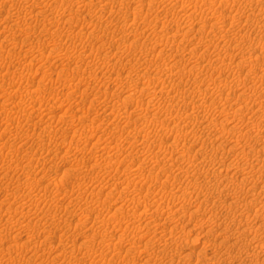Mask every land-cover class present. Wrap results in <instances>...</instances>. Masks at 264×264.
<instances>
[{
  "label": "rangeland",
  "instance_id": "374dc122",
  "mask_svg": "<svg viewBox=\"0 0 264 264\" xmlns=\"http://www.w3.org/2000/svg\"><path fill=\"white\" fill-rule=\"evenodd\" d=\"M5 3H4V2ZM9 1V2H8ZM16 1V0H15ZM15 1H13V0H0V6H2V8L0 7V41H5V40H7V39H9V40H11L12 39V37L13 36H15V37H13V38H16L17 37V39L19 40V42L22 40L23 42H21V43H18V46L17 47H12V45H9V43H8V45L5 47V48H3L2 49V47H0V51L2 52H0L3 56H2V59L4 58L6 61H7V63L6 64H4L5 63V60H2L1 62H0V64L1 65H5L4 67L3 66H0V74H3L4 75V73L6 72V68H7V66L8 65H12L11 67V69L13 70L14 68V70L13 71H15L16 73H18V72H20V73H23L24 75H25V77H24V82L22 83V86L23 87H18L16 84L14 85V89H11V93H12V91L14 92L12 95H18V97L17 98H15L16 100H18L19 101V98H20V96H22L19 92H16V91H20V92H22V93H25L26 92V88L24 87V86H26V84H28V86H26L28 89L30 88L32 91H35L34 92V94H35V100L33 99V101H34V103H39V104H37L36 106H39L38 107V109H39V112H36V110H35V112H34V114H32L31 116L30 115H25V118L21 121V122H19L18 124H11L10 123V121L8 120V119H6V118H4V117H0V151H2L3 153L1 154V152H0V154L3 156V159H4V157L5 158H10V157H12L14 160L16 159H24L25 158V162L24 163H28V162H30L31 161V165L29 166V167H27L26 168V175L24 176V174H23V170H18L17 171V173L16 172H12V170H6L5 168L4 169H2V171L0 170V172H1V174H0V205H3V203L5 204V205H3V206H1V208H0V229L2 230H0V237L1 238H3V240L0 238V264H54L53 263V258H54V256L56 255V253L58 252H62V250H60V248H61V246L64 244V246L66 247L67 246V250L70 248V250H71V253H73L74 255H77V256H79V257H81L82 259H83V257H85L84 259H83V261H85V262H82V263H78V261L77 260H75V259H71V261H69V262H66V264H104V262H101V260H102V258H101V255L102 254H105L106 255V262H105V264H124V262H125V264L127 263H129V264H133V260H134V264H145V261H146V257H144L145 255H146V252L147 251H144V249H145V247H144V243H145V241H147L148 239H149V237H151L153 234H152V230H158L159 231V234H161V232L163 233V232H165V229L168 231V232H170V233H174L175 234V231L177 232V234L179 233H182V231H184L183 229H184V227H185V229L186 230H189V229H191V228H193V227H195L196 228V230H199V231H202L201 233H204L205 232V230H204V228L202 227V226H200V223H202V222H200V221H202V219H203V215H206L205 217L207 218V217H209L210 216V208L206 211V210H204V208H201L200 209V211H197V212H191L192 211V209H190V210H188L189 212H188V215H186V216H184L183 215V213L185 214V212L187 211V209H189L190 207V204L193 202V201H196V203H198L197 202V200L199 201L200 199H202L203 198V196H201V195H203L202 193H201V191H197V190H194V188L192 187V186H190V185H192V184H190L189 185V183L191 182L190 180L191 179H194V177L193 176H191L190 178L189 177H184L183 179H185V180H181V182H177L176 184H174V185H172V186H169V185H171V184H169L168 185V187L167 186H165L166 188H164L163 186L160 188V186H159V184L157 185V187L156 188H158V189H154L153 190V192H152V190L151 191H147L146 192V190L143 188L142 189V202H146L147 200L149 201V202H154L155 200H158V198L160 197V195H162L161 194V192L165 195H167V197L169 198L170 197V190H173L174 188L175 189H178V190H180V192H185L184 190H188L189 191V197H180L179 198V200H177L176 201V204H175V206H174V208L171 210V211H169V213H171V212H176L175 213V215L174 216H177L176 218H175V226L174 225H172L173 223L172 222H165L164 221V219L163 218H161V219H159L158 217H157V219H156V217H155V215H154V211L152 210V209H149V217H148V219H151V220H148V219H145V218H143V220L145 219V222H147L148 221V224H149V226H143L142 225V227H140V225H138V224H136V226L135 227H138L139 226V229H134L133 227H131V218H133V216H131V218H130V216L129 215H126L125 214V211L127 210V211H130V213H135L136 212V208L134 207V204H133V207H131V205H132V201L130 200V198H128L127 196H131L132 197V195L135 193L134 191H132V188H134V186H131L130 188H129V190H128V188H127V191H129V193H121L120 191H122L123 189H124V185H125V187L127 186V183H126V179H128L129 178V176L131 175L130 173H129V171H130V168H131V171L133 170V171H136V169H134V168H141L142 166L140 165V164H138V162H140V158L142 159V158H148V163H147V165L145 164V166L147 167L146 169H147V171L148 172H150V170L151 169H153V171H154V174L153 175H157L158 174V172L160 171V166H155V161L156 160H158V158H161L160 160H162V161H164V160H166V161H168V163H169V165L167 166V167H165V168H167L168 169V172H178L177 170H178V168L180 167V166H187L186 168H188V166H189V164H188V162H190V160L188 159L191 155H195V157H196V155L197 154H201V152H194V153H191L190 154V156H188L187 154V158H186V155H184L183 153H180L181 154V159H177V160H173L172 158H169V157H167V155H166V147H167V144L168 143H170V142H172L173 140H176L177 139V131H175V130H173V131H170L169 130V128L172 126V125H175V124H179V123H181L184 119L182 118V116L180 115V112H176V111H167V112H169V114H167V112H166V110H162V109H160V108H157V107H160L159 105H161V108H164L165 109V107H167L168 106V103L170 104V103H174L175 104V102H179L180 103V99H178L182 94H183V92H185L186 90H190L193 86H191V85H193L194 84V82H193V80H190V77L188 78L187 77V75H182L181 74V72H180V66H186L188 69H189V67L191 68L192 66H196L197 64H199L200 65V73L197 71L196 73H193V75L194 76H199V77H197L198 79L197 80H199V79H206L207 80V78H208V80H210L211 81V86H213L214 87V83H212V82H214V80L215 81H218V83L220 82V84L222 85V84H225V83H230L231 81L233 82L234 80H236V78L238 77V75H239V73L238 72H236V71H240V69L239 70H236L234 67L236 66V65H232V64H236V61H237V63H240L241 61H246V59H247V57L248 58H253V63H256L257 65H258V67H256L257 65H255V69H261L262 67L264 68V33L262 32V34H260L259 33V30H258V23H259V21H263L264 20V14H258L257 15V18H258V20L257 19H250L249 18V14H251V12H248L249 10L248 9H246L245 10V7L243 6V5H246V4H248V3H250L251 2V4H254L255 3V1L256 0H224V1H227V3L226 4H224V5H222L221 6V8H220V5H218L217 6V4H219V2H222L223 0H218L219 2L217 3V0H208V1H210V2H212V3H214L213 5L215 6V8H217L218 10H220L221 11V14H219L220 12H217V15H216V13L213 15V13H212V11H210L209 13H211V14H209L208 15V19H209V22H207L208 23V26H210V23H214V21L216 20V17H220L221 15V17L220 18H222V20L224 19L225 21V23H223V27L224 28H227V29H224L223 27V29L225 30V31H221L219 34H218V31H217V33H216V31L215 30H212L211 28H209V27H207V28H204L203 30H201L200 32H202L203 31V33H202V36L201 35H199V34H196L197 33V31L195 30V29H193V30H191L188 34H189V36H187V38H186V35L185 34H178L177 33V29H176V24H180V27H183V26H185L186 25V27H193V25L194 24H196L195 25V27L196 28H201L202 27V25H203V23L202 22H200V20L198 19H195V20H192V21H190V20H187V19H189L188 18V16H187V13H185V9H189V6H191L190 5V3H193L194 1V3H196V2H198V5H200V4H202L201 3V0H190V1H176V0H125L124 2L123 1H121V0H110L112 3H113V5H114V7L112 8V6H111V2H109V0H103L102 2H103V4H100V3H102L101 2V0H83L86 4H82V2L83 1H81V0H79L80 2H81V4H80V2L78 1V0H75V2H77L76 3V7L75 6H73V8H69L68 7V5H66V3H64V5H66V8L69 10V13L67 14V16L66 17H69L68 15H70L72 18H73V20H72V22L71 23H64V19H62V23H58V21L54 24V26L52 27V30H54V32L55 31H57V30H60L61 32H62V34H64V36L62 37V38H60L59 40H56L54 37H50V38H47V35L48 34H46L44 31H43V29L45 28V27H48L49 25H47V23H48V21H47V19L45 20V22L43 23V21L44 20H42L41 18H35V17H31V15H29V17L30 18H28V25L27 26H33V28L32 29H28V30H24V31H22L21 30V27L19 26V25H17V21L16 20H14V22H12V23H8L9 21H7L8 19L10 20L11 18H8L7 19V17H9V16H11V15H18V16H20L21 15V17L22 18H25V16L24 15H26L27 14V6H28V4L29 5H32V4H35L36 2H38V3H36L35 4V6L38 8H35V10L34 11H36V10H41V11H45V18H51V17H53L54 15H58V13L57 12H60V14L61 13H63L62 12V10H64V8H61L58 4V2L56 3V1L55 0H25V2L26 3H24V1H22L23 2V5H22V2H20V1H16V3H14ZM116 1H118V2H116ZM157 1V2H156ZM160 1V2H159ZM166 1H168V2H171V3H169V5H171V6H173V5H175V11H171V10H167L166 9V6H165V4L167 5L168 3L166 2ZM176 1V2H175ZM213 1H215V2H213ZM239 1V2H238ZM244 1V2H243ZM247 1V2H246ZM55 2V4H53ZM83 2V3H84ZM107 2L108 3H111L110 5H108L107 4ZM123 4H121V3ZM147 2H149L150 4H152V5H150L149 3L147 4ZM156 2V3H155ZM179 2H181V3H183V7H182V4L181 3H179ZM231 2H232V4H231ZM2 3H3V5H2ZM12 3V4H11ZM49 3V4H48ZM91 3V4H90ZM127 3V5H125ZM138 3V4H137ZM186 5H185V4ZM200 3V4H199ZM230 3V4H229ZM238 3V4H237ZM5 4V5H4ZM14 5L13 7H12V11H14L15 10V12L14 13H12V11H11V9H8V8H11V6H9V5ZM16 4V5H15ZM51 4H53V5H51ZM78 4L81 6V7H79L78 6ZM105 4V7L103 6ZM119 4L120 5H122V6H124L125 8L123 9V8H121V10H119ZM136 4V5H135ZM155 4V5H154ZM178 4V5H177ZM39 5V6H38ZM84 5V6H83ZM107 5V6H106ZM116 5H118V6H116ZM165 6V7H162V6ZM177 5V6H176ZM185 5V6H184ZM204 7V9H208V5L206 4V3H204L203 2V4H202ZM226 5H229V6H226ZM237 5H239V7L237 6ZM4 6V7H3ZM25 6V7H24ZM41 6V7H40ZM45 6H46V8H45ZM99 6V7H98ZM103 6V7H102ZM138 6V7H137ZM139 6H140V8H139ZM159 6V7H158ZM180 8H182V10H183V8L184 7H186L183 11L181 10V9H179V7ZM223 6H224V8H223ZM54 7V8H53ZM89 7H93V9L92 8H89ZM101 7L102 8H104V9H101ZM109 7H111L110 9H108ZM118 9H117V8ZM135 7V8H134ZM137 7V8H136ZM162 7V8H161ZM174 7V6H173ZM41 8V9H40ZM61 8V9H60ZM161 8V9H160ZM20 9H22L21 10V12H17V11H20ZM55 9V10H54ZM66 9V10H67ZM99 9V10H98ZM123 9V10H122ZM141 9V11H138V10H140ZM149 9V10H148ZM177 9H179V10H177ZM221 9H223V10H221ZM9 10V11H8ZM57 10H60V11H57ZM90 10V11H89ZM92 10V11H91ZM94 10V11H93ZM100 10H101V12H100ZM106 10V11H105ZM110 10V11H109ZM164 10V11H163ZM167 10V11H166ZM235 10V11H234ZM9 13H8V12ZM10 11H11V14H10ZM65 11V10H64ZM77 11H79L78 13H76ZM90 13H89V12ZM96 11H98V12H96ZM117 11V12H116ZM121 11V12H120ZM133 11H135V12H133ZM168 11H169V13H168ZM239 11H240V13H239ZM241 11L243 12V13H241ZM246 11V12H245ZM2 12V13H1ZM25 12H26V14H25ZM71 12V13H70ZM88 12V13H87ZM93 14H92V13ZM101 13V15H99L100 13ZM142 12V13H141ZM159 12V13H158ZM166 12V13H165ZM173 12V13H172ZM238 12V13H237ZM19 13V14H18ZM108 13V14H107ZM161 13V14H160ZM168 13V15H166ZM172 13V14H171ZM176 13V14H175ZM179 13V14H178ZM72 14H74V15H72ZM78 14H80V15H78ZM156 14H160V17L158 16V15H156ZM163 14V15H162ZM225 14V15H224ZM241 14V15H240ZM23 15V16H22ZM51 15V16H50ZM90 15V16H89ZM92 15V16H91ZM94 15V16H93ZM96 15H98V16H96ZM104 15V16H103ZM124 15V16H123ZM134 15H136V16H134ZM142 17H141V16ZM166 15V16H165ZM213 17H212V16ZM243 15V16H242ZM261 15V16H260ZM75 16H76V18H75ZM137 16H140V17H137ZM143 16H145V17H143ZM155 16L158 18H160V21L159 20H157V18H156V20L154 19L155 18ZM164 17V18H162V17ZM168 16V17H167ZM175 17V20H172L171 18H173V17ZM179 17V19H178V17ZM240 16V17H239ZM263 16V17H262ZM91 17V18H90ZM94 17V18H93ZM101 17H104V19L103 18H101ZM107 17V18H106ZM125 18V19H123V18ZM167 17V18H166ZM226 17V18H225ZM97 18H98V20H97ZM113 19V21H111L110 22V20L111 19ZM137 18V19H136ZM219 18V19H220ZM2 19H4V20H2ZM75 19H76V21H75ZM95 19V20H94ZM129 19V20H128ZM215 19V20H214ZM232 19V20H231ZM242 19V20H241ZM245 19H247V21L245 20ZM262 19V20H261ZM102 20H104L103 22H102ZM132 20V21H131ZM143 21V23H142V21ZM153 20V21H152ZM165 20V21H164ZM167 20V21H166ZM222 20H221V22H222ZM231 20V21H230ZM236 20V21H235ZM241 20V21H240ZM249 20V21H248ZM252 20V21H251ZM31 21V22H30ZM91 21V22H90ZM148 21H150V23H148ZM155 21H157V22H155ZM159 21V22H158ZM163 21H164V23H163ZM174 21V22H173ZM194 21V22H193ZM199 21V22H198ZM211 21V22H210ZM252 23H251V22ZM95 22V23H94ZM100 22H102V23H100ZM135 22V23H134ZM141 22V23H140ZM146 22V23H145ZM177 22V23H176ZM191 22V23H190ZM197 22V23H196ZM237 22V23H236ZM248 22V23H247ZM31 23V24H30ZM92 23V24H91ZM93 23H94V25H93ZM106 25H105V24ZM109 23V24H108ZM111 23V24H110ZM121 23H122V25H121ZM158 23V24H157ZM176 23V24H175ZM244 23V24H243ZM261 23H263L264 24V21L263 22H261ZM7 24V26H5ZM73 25V26H70V25ZM95 24H97L96 26H95ZM100 24H102V25H100ZM144 24H147V25H144ZM164 24V25H163ZM192 24V25H191ZM201 24V25H200ZM247 24V25H246ZM252 24H253V26H252ZM15 25V26H14ZM105 25V26H104ZM109 26V27H106V26ZM110 25H111V27H110ZM132 27H131V26ZM168 26V27H166V26ZM169 25H171L170 27H169ZM182 25V26H181ZM189 25H191V26H189ZM227 25V26H226ZM243 25V26H242ZM3 26H5V27H3ZM9 26V27H8ZM56 26V27H55ZM63 26V27H62ZM99 26H101V27H99ZM106 28H104V27ZM142 26V27H141ZM156 26H158V27H156ZM165 26V27H164ZM173 26V27H172ZM200 26V27H199ZM204 26V25H203ZM7 27V28H6ZM73 27V28H72ZM98 27V28H97ZM128 27V28H127ZM141 27V28H140ZM153 27V28H152ZM175 27V28H174ZM178 27V26H177ZM230 27V28H229ZM250 27V28H249ZM3 28V29H2ZM5 28V29H4ZM68 28H69V30H68ZM117 28V29H116ZM124 28V29H123ZM127 28V29H126ZM164 28V29H163ZM168 28H170V29H168ZM209 28V29H208ZM23 29H24V26H23ZM70 29L72 30L71 32H67V31H70ZM73 29H74V31H73ZM100 29H102V30H100ZM113 29V30H112ZM140 29V30H139ZM150 29H151V31H150ZM157 29V30H156ZM162 29V30H161ZM250 29V30H249ZM6 30V31H5ZM100 30V31H99ZM103 30H108V32H107V34L105 35V33H104V31ZM117 30V31H116ZM156 30V31H155ZM165 30V31H164ZM173 30H175V31H173ZM258 30V31H257ZM10 31V32H9ZM13 31H15V32H13ZM32 31V32H31ZM38 31V32H37ZM92 31H95V32H98V34H93V33H91ZM113 31V32H112ZM133 31V32H132ZM150 31V32H149ZM154 31V32H153ZM159 31V32H158ZM169 31H170V33H171V35H169L170 33H169ZM23 32V33H22ZM28 32V33H27ZM61 32H59V34L61 33ZM140 32H142V33H140ZM158 32V34H156ZM163 32V33H162ZM165 32V33H164ZM243 32V33H242ZM245 32V33H244ZM249 32V33H248ZM7 33V34H6ZM10 33V34H9ZM11 33H12V35H11ZM13 33H15V35H13ZM39 33V34H38ZM43 33L45 34V36L43 35ZM73 33H75V35L73 34ZM154 35H153V34ZM235 33V34H234ZM104 34V35H103ZM152 34V35H151ZM163 34V35H162ZM164 34H167L168 36H166V35H164ZM227 36H226V35ZM239 34V35H238ZM35 35V36H34ZM66 35V36H65ZM80 35V36H79ZM97 35H99V36H97ZM121 35V36H120ZM123 35V36H122ZM143 35V36H142ZM159 35V36H158ZM175 35V36H174ZM229 35V36H228ZM237 35V36H236ZM261 35V36H260ZM5 36V37H4ZM7 36H9V38L7 37ZM34 36V37H33ZM38 36V37H37ZM71 36H72V38H71ZM90 36V37H89ZM104 36V37H103ZM137 36V37H136ZM165 36V37H164ZM174 36V37H173ZM191 36V37H190ZM201 36V37H200ZM208 36V37H207ZM245 36V37H244ZM44 37V38H43ZM80 37V38H79ZM104 39H103V38ZM133 37V38H132ZM149 39H148V38ZM162 38L163 37V40H165V41H168V42H170V39L173 37L175 40H176V42L175 43H168V47H167V45H165V44H167L165 41H162V42H160V39H158V38ZM232 37V38H231ZM235 37V38H234ZM247 37H249V38H247ZM22 38V39H21ZM29 38V39H28ZM37 38V39H36ZM114 38V39H113ZM116 38V39H115ZM144 38V39H143ZM170 38V39H169ZM201 38L203 39V43H200L201 42ZM243 38V39H242ZM263 38V39H262ZM24 39V40H23ZM71 39V40H70ZM75 39V40H74ZM81 39V40H80ZM122 39V40H121ZM154 40L153 42L151 41V40ZM180 40L179 42L177 41V40ZM187 39V40H186ZM208 39V40H207ZM260 39V40H259ZM64 40V41H63ZM69 40V41H68ZM74 40V41H73ZM112 40V41H111ZM121 40V41H120ZM126 40V41H125ZM148 40V41H147ZM188 40H190V42H185V41H188ZM212 40V42H210ZM263 40V41H262ZM31 43H30V42ZM43 41V42H42ZM72 41V42H71ZM81 41V42H80ZM90 41V42H89ZM108 41V42H107ZM184 41V42H183ZM218 41V42H217ZM225 43H224V42ZM249 41V42H248ZM100 42V43H99ZM104 42H106V45H104ZM112 42V43H111ZM115 42V43H114ZM124 42V43H123ZM147 42V43H146ZM157 42H159L158 44H157ZM178 42V43H177ZM181 42V43H180ZM197 42H199L198 44H197ZM52 43V44H51ZM74 43V44H73ZM88 43H89V45H88ZM91 43L92 44H94V46H95V48H94V46L92 45L91 46ZM109 43V44H108ZM131 43H132V45H131ZM156 43V44H155ZM183 43H184V45H183ZM212 43V44H211ZM257 43V44H256ZM81 44H83V45H81ZM85 44H86V46L87 47H85ZM129 44H130V46H129ZM144 44V45H143ZM179 44H181V45H183V46H181V48L178 46ZM194 44V45H193ZM205 44V45H204ZM207 44V45H206ZM218 44V46L216 47L215 45H217ZM234 44V45H233ZM252 44H254V45H252ZM21 45V46H20ZM170 45H173V47H171ZM221 45H226V46H229V47H226V48H224V47H221ZM249 45V46H248ZM32 46V47H31ZM52 46V47H51ZM59 46H61L60 48H59ZM90 46V47H89ZM98 46V47H97ZM102 46V47H101ZM148 46V47H147ZM231 46V47H230ZM234 46V47H233ZM245 46V47H244ZM85 47V48H84ZM144 47H146V49L144 48ZM171 49H170V48ZM194 47H196V48H194ZM203 47V48H202ZM242 47V48H241ZM28 48V49H27ZM119 48V49H118ZM122 48V49H121ZM176 48H178V49H180L179 51H177V49ZM186 48V49H185ZM191 48H193V49H191ZM207 48H208V50H207ZM32 49H34V50H32ZM54 49V50H53ZM74 49V50H73ZM102 49V50H101ZM164 49V50H163ZM176 51H175V50ZM196 49V50H195ZM222 49V50H221ZM226 49V50H225ZM240 49V50H239ZM246 49V50H245ZM251 49V50H250ZM71 50V51H70ZM76 50V51H75ZM150 50V51H149ZM193 52H192V51ZM225 50V51H224ZM229 50V51H228ZM8 51V52H7ZM12 51V52H11ZM61 51V52H60ZM91 51H93L92 53H91ZM95 51V52H94ZM98 51H100L101 53H99L98 52V54H97V52ZM123 51V52H122ZM126 51V52H125ZM161 51V52H160ZM181 51V52H180ZM244 51V52H243ZM258 51V52H257ZM9 52H11V54L9 53ZM60 52V53H59ZM228 52V53H227ZM8 53V54H7ZM52 53V54H51ZM58 53V54H57ZM123 53H125V54H123ZM179 53V54H178ZM188 53V54H187ZM190 53V54H189ZM15 54V55H14ZM19 54H20V56H19ZM36 54V55H35ZM67 54H68V56H67ZM72 54V55H71ZM81 54H82V56H81ZM90 54V55H89ZM95 54V55H94ZM174 54V55H173ZM187 54V55H186ZM242 54V55H241ZM251 54V55H250ZM263 54V55H262ZM55 55H56V57L57 58H55ZM80 55V56H79ZM89 55V56H88ZM99 55V56H98ZM101 55V56H100ZM102 55L103 56H106V55H110V56H106V57H102ZM202 55V56H201ZM241 55V56H240ZM13 56V57H12ZM18 56V57H17ZM36 56V57H35ZM70 56H72V57H75V59L76 60H74V61H72L71 63H70V65H67V63L69 64V59H70ZM88 56V57H87ZM199 56V57H198ZM209 56V57H208ZM215 56V57H214ZM23 57V58H22ZM66 59H65V58ZM87 58V59H83V58ZM119 57H121V61H117V58H119ZM203 57V58H202ZM241 57V58H240ZM246 57V58H245ZM257 57V58H256ZM44 58V59H43ZM54 58V59H53ZM97 58H98V60H97ZM100 58H101V61H100ZM105 58V59H104ZM107 58V59H106ZM112 59L109 63H106L109 59ZM123 58V59H122ZM147 58V60L149 61V64L151 65L150 67H147V65H145V59ZM174 58V59H173ZM180 58V59H179ZM199 58H201V59H199ZM205 58V59H204ZM223 60H225V61H223L222 62V59ZM243 58V59H242ZM256 58V59H255ZM9 59V60H8ZM18 59V60H17ZM80 59H82L83 61H81ZM182 59V60H181ZM185 59H187V60H185ZM192 59V60H191ZM195 59V60H194ZM245 59V60H244ZM28 60V61H27ZM32 62H31V61ZM50 60V61H49ZM59 60V61H58ZM65 60V61H64ZM89 61L90 63H89V65H92V61H96L97 62V64H100V66H102L103 68H104V70H103V68L101 67V71H100V73L103 75V74H105V75H103V78H97V79H91L90 77H89V74H90V72L89 71H93L94 70V67H92V66H89L87 63H85L86 61ZM104 60H106V64H104L103 62H104ZM114 60H116V62L117 63H115V61ZM177 60V61H176ZM179 60H181V61H179ZM190 60V61H189ZM203 60V61H202ZM215 60H217V61H215ZM239 60H241V61H239ZM18 61V62H17ZM48 61V62H47ZM80 61V62H79ZM87 61V62H88ZM114 62V64H113V62ZM122 61H124V62H122ZM172 61V62H171ZM174 61V62H173ZM179 61V62H178ZM184 61L185 62H187L188 63V65H186V63H184ZM198 61H200V62H198ZM209 63H208V62ZM232 61V62H231ZM234 61V62H233ZM79 62V63H78ZM95 62V63H96ZM163 62V63H162ZM178 62V64H180V66L177 64V67H174L173 68V70L174 71H172L173 73H170L171 71H169V69H168V67L171 65V64H175V63H177ZM181 62V63H180ZM215 63V64H219V65H221L222 63L226 66L228 63H226V62H229V64H228V66H226V68H224V71H214V68H211L209 65L211 64V63ZM220 62H222V63H220ZM232 64H231V63ZM3 63V64H2ZM46 63V64H45ZM112 63V64H111ZM119 63H121L120 65H119ZM164 63H167L166 65L167 66H165V64ZM169 63V64H168ZM194 63V64H193ZM197 63V64H196ZM263 63V64H262ZM30 65V67H31V70L29 71V70H25L26 68L28 69L29 68V66L27 67V65ZM32 64V65H31ZM80 64V65H79ZM85 64V65H84ZM102 64V65H101ZM141 64H144V65H142L141 66ZM160 64V65H159ZM184 64V65H183ZM192 64V65H191ZM7 65V66H6ZM76 65H78V66H76ZM123 65V66H122ZM189 65H191V66H189ZM238 65V64H237ZM38 66V67H37ZM79 66H81V67H79ZM99 66V67H100ZM109 66H111L110 68H109ZM113 66V67H112ZM163 66V67H162ZM231 66H233V68H231ZM260 66V67H259ZM3 67V68H2ZM6 67V68H5ZM63 67V68H62ZM77 67H79V68H77ZM91 67V69H89V71H88V68H90ZM157 67H160V68H162V70H163V72L162 73H160V74H158L157 75V71H156V69H157ZM207 67V68H206ZM227 67H229L228 69H227ZM140 68H144V69H146V68H148V69H146V70H148V71H151L150 72V75L152 76H149L148 75V77L146 76V74H141V73H139L138 72V69H140ZM209 68H211V69H209ZM83 69V70H82ZM100 69V68H99ZM109 69V70H108ZM3 70L5 71V72H3ZM24 70V71H23ZM37 70V71H36ZM130 70H132V71H130ZM164 70H166V71H164ZM179 70V71H178ZM82 71H84V74H85V77L84 76H82V77H80V76H78L74 81L72 80V77H71V75L73 76V72L75 73V75L76 74H79V72L81 73ZM103 71V72H102ZM104 71L107 73H104ZM113 71V72H112ZM169 71V72H168ZM3 72V73H2ZM70 72H72V73H70ZM113 73V74H112ZM118 73V74H117ZM133 73V74H132ZM135 73V74H134ZM137 73V74H136ZM177 73H178V75H177ZM208 73V74H207ZM210 73V74H209ZM225 73V74H224ZM172 74V75H171ZM181 74V75H180ZM196 74V75H195ZM213 74V75H212ZM217 74V75H216ZM223 74V75H222ZM228 74H230L229 76H228ZM12 75H14V74H12ZM16 75V74H15ZM47 75H49V77L47 76ZM110 77H108V76ZM111 75V76H110ZM114 75V76H113ZM120 75V76H119ZM155 75V76H154ZM171 75V76H170ZM205 75V76H204ZM0 76H2V75H0ZM57 76V77H56ZM119 76V77H118ZM127 76H129L128 77V79L126 78ZM132 76H134L135 77V79H133L134 77H132ZM177 76V77H176ZM203 76V77H202ZM231 76V77H230ZM243 76V77H242ZM3 77L4 76H2V77H0V78H2V79H0V80H2V81H0V86L4 83L3 81H6V80H4L3 79ZM84 77V78H83ZM118 77V78H117ZM121 77V78H120ZM147 77V78H146ZM149 77H151V79L154 81L153 83H151L150 85H149ZM154 77V78H153ZM201 77V78H200ZM207 77V78H206ZM227 77V78H226ZM243 80H245L246 82H250V80H247L248 78H247V76H245V74H242L241 76H240ZM5 79H6V77H4ZM88 78V79H87ZM117 78V79H116ZM144 80H143V79ZM182 78H184V79H182ZM210 78V79H209ZM212 78V79H211ZM89 79H91V80H89ZM105 79L107 80L106 82H105ZM129 80V81H127V80ZM161 79V80H160ZM219 79V80H218ZM43 80V81H42ZM55 80H57V81H55ZM60 80V81H59ZM70 80H72L71 82H70ZM77 80V81H76ZM88 80V81H87ZM93 80V81H92ZM101 80H102V82H101ZM116 80V81H115ZM118 80V81H117ZM121 80V81H120ZM147 80V81H146ZM28 81V82H27ZM40 83H39V82ZM59 81V82H58ZM63 81V82H62ZM90 81V82H89ZM127 81V83H125ZM144 83H143V82ZM173 81V82H172ZM180 81H182V82H180ZM38 82V83H37ZM116 82V83H115ZM118 82H119V84H118ZM140 82H141V84H140ZM165 84H163V83ZM167 82V83H166ZM169 82V83H168ZM180 82V83H179ZM230 83V84H233V83ZM51 83V84H50ZM58 83V84H57ZM70 83V84H69ZM98 83V84H97ZM104 83V84H103ZM108 83V84H107ZM122 83H124V84H122ZM142 83L144 84L143 86H142ZM175 83V84H174ZM228 83V84H229ZM261 82L259 81L258 82V84H260ZM31 84V85H30ZM39 84V85H38ZM45 84H47V85H45ZM61 84V85H60ZM69 84V85H68ZM75 84V85H74ZM126 84H128V86L130 87V89L131 90H133V91H136V86H137V84L139 85V86H142V88L143 87H147L148 85H149V87H150V89H145L144 90V93L143 92H140V91H137L135 94L137 95L138 93H140V94H138L137 96L136 95H134V98L135 99H139V101H137V100H133L132 102L133 103H131L130 104V106H129V108H130V110H137L136 112L137 113H135V114H133V116L130 118V120H129V125H128V127L130 128V126L134 129V128H137V126L139 127L140 126V128L141 127H143V124H142V118L144 117V115L143 114H145V113H147L148 114V112H149V115H150V118L151 117H154V115L156 116H160V114H161V116H160V118L161 119H159L160 121H163V123L166 125V122H167V124L168 123H171V124H168L169 125V127L166 129L167 131L165 132V133H163V135H159V137H161V138H159V141L161 140V141H163V140H166L165 141V143H164V145L163 146H156V147H150L151 146V144L153 143L152 141H154L155 139H156V136H155V134H154V132H152L151 130H147V132H150V135H149V139L147 140L146 138H148V137H146L145 138V136H140L141 138H143V140H141V138L139 137V142H138V140H136V142H138V143H136V144H138L139 145V147H141V149H143L142 148V146L144 147V153H142V155H140V154H138V152L137 153H134V151L132 150V148H129L130 146H128V145H131V143H132V140H134V138L133 139H128L127 137H128V130H129V128L127 127L126 128V131H124V130H122V129H125V126L127 125V122L125 121V119L126 120H128L127 118H123V119H119V117H113V119L111 118L109 121L107 120L108 118H106L107 116H104L105 114H107L106 112L107 111H105L103 108H101L102 106H105L106 104H107V107H112L113 105H119V102H121L122 100H123V98L126 96V95H128V94H130V92L129 91H126V89L125 90H123L124 89V87H128ZM148 84V85H147ZM162 86H161V85ZM171 84H173L172 86L173 87H171V86H169V85H171ZM181 86H180V85ZM187 84V85H186ZM53 85V86H52ZM59 85V86H58ZM71 85H72V87H71ZM108 85H112L111 87H112V90L113 91H109L110 93L107 95V97L106 96H104L103 94L101 95V96H99L98 94V92L100 91V90H105L106 89V87H108ZM120 85V86H119ZM154 85H155V87H156V89H155V87H154ZM164 85V86H163ZM168 86V89H167V86ZM16 86H17V88L19 89H17L16 88ZM55 86V87H54ZM70 86V87H69ZM78 86H79V88H78ZM123 86V87H122ZM153 86V87H152ZM166 86V88H164ZM183 86V87H182ZM74 87V88H73ZM83 87V88H82ZM121 87V88H120ZM133 87V88H132ZM163 89H162V88ZM185 87V88H184ZM213 87H211V88H213ZM21 88V89H20ZM49 88V89H48ZM90 88V89H89ZM93 88V89H92ZM102 88V89H101ZM118 88V89H117ZM141 88V87H140ZM152 88H153V90H152ZM158 88H159V90H158ZM160 88H161V90H160ZM5 89H6V87H3V88H0V105H1V103L3 104V102L5 101V99L7 100L6 102H4L5 104H11V99L8 97V94L7 93H5V92H7V91H5ZM25 89V90H24ZM43 89V90H42ZM48 89V90H47ZM76 89V90H75ZM114 89H116V90H114ZM139 89V88H138ZM16 90V91H15ZM65 90V91H64ZM88 90L90 91V92H88ZM148 90V91H147ZM211 90H214V88L213 89H211ZM94 91V92H93ZM96 91V92H95ZM147 91V92H146ZM157 91V92H156ZM160 91H161V93H160ZM169 93H168V92ZM47 92V93H46ZM48 92H49V94H48ZM80 92V93H79ZM87 92V94L86 95H88V96H86L85 95V93ZM128 92V94H126ZM44 93V94H43ZM61 93V94H60ZM94 93V94H93ZM112 93V94H111ZM143 93V94H142ZM181 93V94H180ZM7 94V95H6ZM20 94V95H19ZM58 94V95H57ZM82 94V95H81ZM111 94V95H110ZM153 94H154V96H153ZM163 95V96H161V95ZM169 94V95H168ZM263 94H264V91H263ZM4 95H6V96H4ZM45 95H47V96H45ZM91 95V96H90ZM98 95V96H97ZM114 95V96H113ZM119 97H118V96ZM125 95V96H124ZM141 95V96H140ZM149 95V96H148ZM150 95H152V96H150ZM161 96V98H160V96ZM216 95H218V93H216ZM81 96V97H80ZM94 96V97H93ZM96 96L98 97L97 98V101H96V104L97 105H95V106H92V104H91V102H92V100H94V99H96ZM146 96H148V97H146ZM165 96H167V97H165ZM178 96V97H177ZM193 96V95H192ZM191 96V97H192ZM37 97V98H36ZM45 98V99H43V98ZM50 97V98H49ZM67 97V98H66ZM99 97H100V99H99ZM105 97V98H104ZM114 97V98H113ZM121 97H123V98H121ZM145 97V98H144ZM159 97V98H158ZM167 98V100L165 99V98ZM191 97H189L188 98V100L190 101V102H188V100L187 101H181V103L184 105V107H186L187 109H189V110H191L192 109V105H193V103L194 102H196L197 101V97L196 96H193L192 98ZM195 97V98H194ZM230 97H232V99H233V101H232V99H231V101L232 102H234V101H236V98L237 97H235L234 96V94H232V95H230ZM4 98V99H3ZM55 98V99H54ZM121 100H120V99ZM174 98L176 99V100H174ZM191 98V99H190ZM42 99V100H41ZM52 99V100H51ZM74 99V100H73ZM75 99L77 100V101H75ZM91 99V100H90ZM102 99V100H101ZM106 99H107V101H106ZM115 99V100H114ZM142 99V100H141ZM144 99V100H143ZM4 100V101H3ZM44 101V102H41V101ZM67 100V101H66ZM119 100V102H117ZM141 100V101H140ZM152 100V101H151ZM156 100H158V101H156ZM164 100V101H163ZM192 100H194V101H192ZM225 99L223 98L222 99V102L224 101ZM3 101V102H2ZM36 101V102H35ZM51 101V102H50ZM81 101V102H80ZM101 101H102V103H101ZM146 101H150L149 103H147ZM167 101V102H166ZM229 102V105L232 103V102ZM56 102V103H55ZM58 102H59V104H58ZM75 104H74V103ZM107 102V103H106ZM112 102V103H111ZM135 102V103H134ZM137 102V103H136ZM140 102V103H139ZM152 102V103H151ZM164 102V103H163ZM193 102V103H192ZM221 102V103H222ZM238 102H240V101H238ZM46 103V104H45ZM53 103V104H52ZM65 103V104H64ZM106 103V104H105ZM110 105H109V104ZM143 103V105H141ZM147 103V104H146ZM159 103H161V104H159ZM188 103V104H187ZM23 104H25V106H27L28 107V105H27V102H25V103H23ZM50 104V105H49ZM73 104V105H72ZM86 104V105H85ZM135 104V105H134ZM137 104V105H136ZM139 104V105H138ZM151 104H153V107H152V109L149 107ZM70 105V106H69ZM87 105H88V107H87ZM148 105V106H147ZM155 105H157V106H155ZM163 105V106H162ZM224 107H226L227 108V112L226 113H228L229 111H233V110H229L228 111V104L227 105H225L224 104V102H223V104H222ZM132 106V107H131ZM143 106V107H142ZM146 106V107H145ZM152 106V105H151ZM133 107H135V108H137V109H135V108H133ZM140 107V108H139ZM47 108V109H46ZM69 108H70V110L72 111L71 113H70V110H69ZM75 108H76V110H75ZM131 108H133V109H131ZM145 108V109H144ZM41 109V110H40ZM46 109V110H45ZM49 109H50V111H49ZM65 109H68V112H67V110H65ZM100 109V110H99ZM101 109H103V110H101ZM43 110H44V112H43ZM138 110L139 111H141V112H143L141 115L139 114V113H141V112H138ZM145 110H147V111H145ZM149 110V111H148ZM28 111L30 112V109L28 108ZM74 111H78V114H76L75 116L73 115V112ZM43 112V113H42ZM66 112H67V115H66ZM82 112V113H81ZM92 112V113H91ZM151 112V113H150ZM36 113H38L37 115H36ZM154 113H156V114H154ZM42 114V115H41ZM94 114V115H93ZM166 114V115H165ZM44 115V116H43ZM46 115V116H45ZM238 115H239V117H238ZM236 117H233V118H236V121L237 120H239V118H240V120L239 121H237V122H241V125H243L244 124V116L245 117H248V115H241V114H238ZM27 116V117H26ZM68 116V117H67ZM73 116V117H72ZM80 116V117H79ZM140 116L142 117L141 119H140ZM223 116L225 117H228L229 118V120L230 119H232V116L231 115H229V113L226 115V114H223ZM222 116V117H223ZM249 116H251V114L249 113ZM33 119H32V118ZM65 119H64V118ZM75 117V118H74ZM139 117V118H138ZM223 117V118H224ZM38 118H40V119H38ZM49 118V119H48ZM61 118H63V119H61ZM101 118V119H100ZM103 118V119H102ZM106 120H105V119ZM182 120H181V119ZM4 119H5V121H4ZM27 119V120H26ZM52 119V120H51ZM55 119V120H54ZM88 119V120H87ZM91 121H90V120ZM97 119V120H96ZM114 119H115V121H114ZM117 119V120H116ZM8 120V121H7ZM45 120V121H44ZM107 122L110 126L108 127V124H107V126H106V123L104 122ZM114 122H113V121ZM140 120V121H139ZM174 120H176V121H174ZM49 121H52V122H50L49 123ZM67 121H69V122H67ZM103 121V122H102ZM135 121V122H134ZM169 121V122H168ZM8 122V123H7ZM27 122H29L28 124H26ZM30 122H32V123H30ZM45 122H46V124H45ZM56 122H57V124H56ZM87 122H91L92 123V125L91 126H88L89 124L87 123ZM93 122H94V124H93ZM112 122V123H111ZM116 122V123H115ZM119 122H121V123H119ZM140 124H139V123ZM177 122V123H176ZM104 123V124H103ZM122 123H124V124H122ZM20 124V125H19ZM24 124V125H23ZM45 124V125H44ZM72 124V125H71ZM80 124V125H79ZM88 124V125H87ZM101 124H103L102 126H101ZM117 124H121V127L122 128H120L119 129V131L117 130V133H116V131H113V130H111L110 128H112V127H114V126H116ZM240 124V123H239ZM26 125V126H25ZM52 125V126H51ZM134 125L136 126V127H134ZM181 125H184L185 127H187V121H185V122H182V124ZM196 124H192L191 126H195ZM15 126H17V127H15ZM23 128H22V127ZM40 126V127H39ZM41 126H43V127H41ZM83 126V127H82ZM88 126V127H87ZM93 126V127H92ZM105 128H104V127ZM197 126V125H196ZM195 126V127H196ZM51 127V128H50ZM61 127H64L65 128V130L62 128V130H60V128ZM80 127H82V128H80ZM90 127H92V129H89ZM198 127V126H197ZM39 128V129H38ZM45 128H48V129H45ZM80 128V129H79ZM8 129V130H7ZM34 129H36V130H34ZM53 129H55L54 131H53ZM87 129V132H85V130ZM91 130V131H89V130ZM94 129H96V130H94ZM104 129H108V130H104ZM131 129V128H130ZM27 130V131H26ZM44 130V131H43ZM70 130V131H69ZM72 130H74V131H72ZM77 130H79V131H81L80 133H77L78 131ZM84 130V131H83ZM14 131V132H13ZM32 131V132H31ZM47 131H49V132H51L52 134H50V133H48ZM93 131V132H92ZM28 132V133H27ZM41 132V134L39 135V133ZM76 132V133H75ZM91 132V133H90ZM95 132V133H94ZM113 132V133H112ZM119 132V133H118ZM122 132H124L125 134H123ZM170 133V136H169V134L168 133ZM173 132V133H172ZM7 133V134H6ZM24 133H25V135H24ZM29 133H30V135H29ZM44 133H48L46 136L44 135V136H42V134H44ZM53 133H57V135H55V134H53ZM65 133L67 134V135H65ZM84 133H86V134H84ZM17 134V135H16ZM27 134V135H26ZM31 134H33V135H31ZM36 134V135H35ZM59 134V135H58ZM64 136H63V135ZM82 134V135H81ZM87 134H89L88 135V137H89V139L86 137L87 136ZM100 134V135H99ZM110 134V135H109ZM112 134V135H111ZM113 134H114V136H113ZM116 134H118L117 136H116ZM167 136H166V135ZM14 135H16V136H14ZM51 135H53V137L51 136ZM84 135V136H83ZM123 135V136H122ZM164 135H165V137H164ZM172 135H173V139L171 138L172 137ZM175 135V136H174ZM29 136V137H28ZM40 136V137H39ZM76 136V137H75ZM108 136V137H107ZM208 136V138H210L211 137V135L209 136V135H207ZM2 137V138H1ZM8 137V138H7ZM34 137V138H33ZM38 137V138H37ZM43 137V139L41 140V139H39V138H42ZM55 137V138H54ZM73 137V138H72ZM91 137V138H90ZM98 137H100V138H98ZM101 137H103V138H101ZM116 137V138H115ZM14 138V139H13ZM33 138V139H32ZM46 138V139H45ZM83 138V139H82ZM85 138H87V139H85ZM95 138H96V141H95ZM122 138V139H121ZM125 138H127V140L125 139ZM155 138V139H154ZM175 138V139H174ZM207 138V139H208ZM49 139H52V141L51 140H49ZM78 139V140H77ZM80 139V140H79ZM102 139V140H101ZM107 139V140H106ZM113 139V140H112ZM117 140V142H116V140ZM119 139L121 140V142L119 141ZM125 139V140H124ZM206 139V140H207ZM31 140V141H30ZM34 140V141H33ZM47 140V141H49V142H45V141ZM130 140V141H129ZM13 141H14V143H13ZM39 141H41V143H40V145H39ZM42 141H44L43 143H44V145H43V143H42ZM58 141V142H57ZM63 141V142H62ZM76 141V142H75ZM94 141V142H93ZM112 141V142H111ZM130 143H129V142ZM167 141H168V143H167ZM209 141H210V139H209ZM208 141V142H209ZM16 142V143H15ZM55 142V143H54ZM75 142V143H74ZM78 142V143H77ZM98 142H100V143H98ZM109 142H110V144H109ZM115 142V143H114ZM141 142H143V143H145V144H143V143H141ZM152 142V143H151ZM185 142V141H184ZM254 142H256V141H254ZM253 142V143H254ZM1 143H2V146H1ZM4 143V144H3ZM28 143V144H27ZM29 143H31V145L29 144ZM65 143V144H64ZM84 143V144H83ZM119 143V145L120 146H122V148L124 149L125 148V151L127 150L128 152H125V151H123L122 153H118L117 155L115 154V152L114 151H111V153L109 154V152H107L106 150L105 151H101V150H104L105 149V146H106V144H109V145H111L113 148L114 147H116L117 146V144ZM149 143V144H148ZM230 139H229V141L226 143L227 144V148L229 147V149H230ZM252 143V146H255L256 147V149L258 148H260V147H262L263 146V144H262V141H259V143L258 142H256L255 144H253ZM8 144H10V145H8ZM13 144H15L17 147H15V149L14 150H11V149H13V147L15 146V145H13ZM35 144V145H34ZM48 144V145H47ZM64 144V145H63ZM86 146L87 148H85L84 146ZM105 144V145H104ZM140 144L142 145V146H140ZM183 144V142H180V146ZM41 146V145H43V146H41V147H39V146ZM55 145V146H54ZM71 147H70V146ZM78 145H80V146H78ZM98 145H102V147L101 146H99L98 148L96 147V146H98ZM116 145V146H115ZM125 145V146H124ZM145 145H147V146H145ZM7 146V147H6ZM77 148V149H79V150H75V147ZM103 146H104V148H103ZM23 147V148H22ZM35 147V148H34ZM49 147H52V148H49ZM79 147V148H78ZM129 149H128V148ZM186 147H188V144H186ZM197 147V146H196ZM196 147L194 148V149H196ZM199 148L201 147V145H199L198 146ZM250 147V146H249ZM4 148V149H3ZM54 148V149H53ZM82 148V149H81ZM88 148H89V150H88ZM160 148V149H159ZM66 149V150H65ZM67 149H68V151H67ZM84 149V150H83ZM257 149V151H259L260 152V150H258ZM6 150V151H5ZM16 150V151H15ZM31 150V151H30ZM83 150V151H82ZM88 150V151H87ZM149 150H153V152L152 151H149ZM155 150V151H154ZM161 150V152H159ZM262 150V149H261ZM13 151H15V152H13ZM20 151V152H19ZM38 151V152H37ZM40 151V152H39ZM53 151V152H52ZM58 151V152H57ZM148 152L147 153V155H145L146 153L145 152ZM165 151V152H164ZM224 151V150H223ZM41 152H43V153H41ZM48 152V153H47ZM66 152V153H65ZM67 152H68V154H67ZM75 152V153H74ZM130 152H133L132 154H130ZM136 152V151H135ZM204 152V151H203ZM209 152V151H208ZM32 153V154H31ZM56 153V154H55ZM59 155H58V154ZM71 153H73V154H71ZM78 153V154H77ZM103 153V154H102ZM106 155H105V154ZM123 153H124V155H123ZM140 153V152H139ZM149 153H152V155L151 154H149ZM231 153V154H230ZM263 154H258V155H260L262 158H264V150H263V152H262ZM35 154V155H34ZM36 154H37V156H36ZM99 154V155H98ZM113 154H115V156L113 155ZM134 154H136V156H133ZM149 154V155H148ZM156 154H157V158L155 157L156 156ZM161 154L162 155H164L163 157L161 156ZM224 154V155H223ZM226 154V155H225ZM12 155V156H11ZM42 155H44V156H42ZM57 155V156H56ZM68 155H70V156H68ZM73 155V156H72ZM93 155V156H92ZM101 155H103V157L101 156ZM110 155H112V156H110ZM126 155V156H125ZM132 157H131V156ZM183 155H184V157H183ZM214 156H217L216 158H218L217 160H223L225 163H227V164H229L230 166H232V167H239V166H242V164H243V161H245L244 162V164L243 165H246L247 163H246V161L248 162V160L245 158V159H243V157H239V159L238 158H236L235 156V154H234V152H227V153H222V150H219V151H216L215 152V154H213ZM8 156V157H7ZM29 156V157H28ZM91 157V158H93V160H89L88 159V161H87V158H85V157ZM97 158H96V157ZM99 156V157H98ZM101 156V157H100ZM114 156V157H113ZM127 156H130V157H127ZM180 156V155H179ZM203 156H207V154H205V155H202V156H200V157H203ZM224 157V158H221V157ZM234 156V157H233ZM22 157V158H21ZM24 157V158H23ZM70 157V159H71V161H70V159H67V158H69ZM72 157V158H71ZM84 157V158H83ZM107 157V158H106ZM116 157H118L119 159H117ZM121 157V158H120ZM125 157H127L128 159H126ZM138 157V158H137ZM150 157V158H149ZM151 157H153V158H151ZM198 157V159L197 160H199L198 162L199 163H206V161L208 162V160L206 159L207 157H203V158H200L199 156H197ZM196 157V158H197ZM225 157H227V158H225ZM229 157V158H228ZM80 159V160H78V159ZM114 158V159H113ZM132 158V159H131ZM183 158V159H182ZM185 158H186V160H185ZM234 158V159H233ZM242 158V159H241ZM98 159V160H97ZM99 159L101 160V161H99ZM102 159H104V160H102ZM118 160L120 163H117V164H119V167H121V170H123V168H124V170L123 171H120L119 172V168H114V170H113V167L112 166H110L109 165V163L110 162H107V160ZM124 159H126V160H124ZM151 159V160H150ZM154 159V160H153ZM156 159V160H155ZM172 159V160H171ZM188 159V160H187ZM191 159V158H190ZM201 159H203L202 161H201ZM206 159V160H205ZM232 159V160H231ZM5 160V159H4ZM3 160V161H4ZM9 160V159H8ZM15 160V161H16ZM51 160V161H50ZM55 160V161H54ZM63 160H66V163H65V161H63ZM67 160H69V161H67ZM74 160V161H73ZM96 160V163L95 162H93V163H95V165L94 166H91L90 167V170H89V167H87V165L89 164H92V161H95ZM232 162H231V161ZM33 161V162H32ZM83 161V162H82ZM85 161V162H84ZM103 161V162H102ZM124 161V162H123ZM126 161V162H125ZM154 162V164L153 163H151V162ZM173 161V162H172ZM177 161V162H176ZM201 161V162H200ZM235 161H239V162H235ZM7 162V160H5L4 162H0V167H1V165L4 163V165L5 166H7V164H5ZM46 162H47V164H46ZM72 162V164H70ZM83 163V165H82V163ZM89 162V163H88ZM105 162H107L106 164H105ZM122 162L124 163V164H122ZM172 162V163H171ZM179 162H182V163H179ZM197 162V163H198ZM233 162H235L234 164H233ZM49 163V164H48ZM100 163H102L101 165H100ZM104 163V164H103ZM151 163V164H150ZM176 163H177V165H176ZM179 163V164H178ZM185 163V164H184ZM261 163V162H260ZM36 164V165H35ZM57 164V165H56ZM77 164H78V166H77ZM97 164H99V165H97ZM111 164V163H110ZM126 164V165H125ZM134 164V165H133ZM139 166H138V165ZM153 164V165H152ZM174 165V166H172V165ZM184 164V165H183ZM239 164V165H238ZM261 164H263V163H261ZM261 164H257L258 166H257V168H255V172L253 171V169H252V167H250L251 166V162L249 161V166H248V168H249V170L251 171V174H253V175H250V176H255V177H259L258 176V174L260 175V177H262V176H264V170H262V166H261ZM45 165V166H44ZM72 165V166H71ZM82 165V166H81ZM108 165V166H107ZM137 165V166H136ZM150 165V166H149ZM203 165V164H202ZM206 165V164H205ZM238 165V166H237ZM36 166V167H35ZM40 166V167H39ZM62 166V167H61ZM84 166V167H83ZM85 166H86V168H85ZM116 166H118V165H116ZM131 166V167H130ZM134 168H133V167ZM161 166L163 167L164 166V164L162 163L161 164ZM207 166H209V165H207ZM260 166V167H259ZM32 167V168H31ZM34 167V168H33ZM52 167V168H51ZM68 168V171L66 170V168ZM70 167H72V168H70ZM80 167H82V170H81V168ZM95 167H97V168H95ZM99 167V168H98ZM104 168V170L105 171H103L102 170V168ZM109 167H111V168H109ZM155 167V168H154ZM28 168H29V171H28ZM38 168H39V170H38ZM41 168H45V172H44V170L43 171H41ZM58 168H59V170H58ZM77 168H79V170H81V171H79ZM149 168H150V170H149ZM169 168H170V170H169ZM173 168H176V170H173ZM260 168H261V170H260ZM264 168V167H263ZM193 170H194V168H192ZM35 170V171H34ZM52 170V171H51ZM66 170V171H65ZM73 170V171H72ZM86 170H87V172H86ZM98 170L100 171L99 173H98ZM110 170V171H109ZM113 170V171H112ZM126 170H128V172L126 171ZM257 170H258V172H257ZM4 171H6V172H4ZM37 171H40L39 173L37 172ZM47 171V172H46ZM57 171V172H56ZM64 171V172H63ZM97 171V172H96ZM112 171V172H111ZM117 173H116V172ZM126 171V172H125ZM130 171V172H131ZM260 171V172H259ZM261 171H263V175H261L262 174V172ZM69 172V173H68ZM70 172H72V173H70ZM83 172H85V173H83ZM105 172H106V174H105ZM113 172H115V173H113ZM124 172V173H123ZM204 172V170L202 171V173ZM257 172V173H256ZM3 173V174H2ZM44 173H48V174H51L50 176H49V178H52V177H54V179H57V181H59V185H61V186H58V188L59 189H61L60 190V192L58 191V193H55V192H57V189L56 188H53V186L50 188V193H49V191H47V193L45 192L44 193V191H43V188L44 187H42L43 185H45L47 182H46V180H44V183L45 184H43V185H39V188H40V190H42V191H40L39 190V188L36 186V189H31L29 192H25L22 188H21V186H20V184H19V181L18 180H20V182H23L21 179H23V180H25V179H27L28 178V180H31V181H33L34 179H35V177L36 176H34V175H36L37 174V177L38 178H40V176H41V174H44ZM81 173V174H80ZM90 173H92V174H90ZM98 173V175H96ZM113 174V177L115 176V174H117L115 177H114V179L111 177L112 176V174ZM118 173H120V174H118ZM122 173V174H121ZM132 173V172H131ZM201 173V176L202 177H200V175H197V177H199V180H201L202 181V179H203V174ZM74 174V175H73ZM75 174H76V176H75ZM79 174H80V176H79ZM100 174H102V175H100ZM15 177H14V176ZM53 175V176H52ZM55 175V176H54ZM108 175H110V176H108ZM127 175H128V177H127ZM30 176V177H29ZM34 176V177H33ZM79 178H78V177ZM92 176V177H91ZM97 176V177H96ZM14 177V178H13ZM19 177H20V179H19ZM27 177V178H26ZM32 177V178H31ZM57 177V178H56ZM65 177V178H64ZM74 177H77L76 179L74 178ZM91 178V180H90V178ZM95 177V178H94ZM99 177V178H98ZM166 176H163L162 177V182H161V184L163 183V181H165L166 180V178H165ZM228 177V179H226V182L225 183H227L228 182V185L230 186V188H231V185H233L232 186V188H235L236 186V184H234V181L232 182V180H234V179H237V180H235V181H238L239 182V176H231V175H229V176H227ZM233 177V178H232ZM67 178V179H66ZM89 178V179H88ZM122 178V179H121ZM189 178V179H188ZM232 178V179H231ZM8 179V180H7ZM10 179H11V181H10ZM71 179V180H70ZM97 179H99V180H97ZM124 179V180H123ZM220 179H225V176H222ZM231 179V180H230ZM77 180V181H76ZM84 180V181H83ZM117 180H119V181H117ZM122 180H123V182H122ZM218 180V179H217ZM18 181V182H17ZM67 181V182H66ZM111 181V182H110ZM124 181H125V183H124ZM182 181H185V182H182ZM189 181V182H188ZM240 181H241V179H240ZM11 182H13V183H11ZM82 182V183H81ZM121 182H122V184H121ZM231 182H232V184H231ZM8 183H10V184H8ZM79 183H80V185H79ZM92 185H91V184ZM94 183V184H93ZM104 183V184H103ZM115 183V184H114ZM120 183V184H119ZM141 183V182H140ZM69 184H70V186H69ZM73 184V185H72ZM82 184V185H81ZM85 184V185H84ZM96 184V185H95ZM119 184V185H118ZM178 184V185H177ZM180 184H181V186L183 187V188H185L184 190H183V188L182 187H180ZM183 184V185H182ZM259 184V185H258ZM256 186H255V188L254 187H252L253 189H250L249 187L250 186H248L247 185V187L245 188V189H239V195L241 196V197H239V203L240 204H244V203H247V201H249L250 199H253V200H257L258 202L260 201V199L261 200H264V187H262L263 185H264V182L262 181V182H260V183H258ZM8 185V186H7ZM66 185L68 186V187H66ZM75 185V186H74ZM77 185V186H76ZM88 185H90V186H88ZM98 185V186H97ZM140 185V184H139ZM147 186H149V184H146ZM185 185H187L186 187H185ZM189 185V186H188ZM41 186V187H40ZM65 186V187H64ZM78 186H80V187H84V189H83V187L82 188H79ZM115 186V187H114ZM120 186V187H119ZM261 186V187H260ZM2 187H5V188H7V191H8V193H12V191H13V193H15L16 192V194H18V195H22V196H24L25 197V195H26V197H25V201H21V203L23 202H25L26 204H27V206H29V207H27V208H29L30 209V215H27L26 214V218L27 219H24V221H22V222H20L19 224H21L22 223V226L21 227H19L20 225H16L17 224V222H19L18 221V218L17 217H20L19 215L18 216H15V218H14V220H16L15 221V223H12V220H11V222H9V220L7 221V219H9V216L11 215V214H13V212H14V210L21 204V203H14V205H13V203L11 202V201H13V200H9V201H4L3 199H5V200H7L6 198H4L5 197V195H4V193H6L5 191H4V193H1V192H3L2 190H4V188L2 189ZM73 187V188H72ZM86 187V188H85ZM88 187H89V189H88ZM123 187V188H122ZM171 187L173 188V189H171ZM189 187H191V188H189ZM62 188H64L63 190H62ZM69 188H71V189H69ZM77 188V189H76ZM94 188V189H93ZM107 188V189H106ZM112 188V189H111ZM117 188H119V189H117ZM122 188V189H121ZM170 188V189H169ZM247 188H249L251 191V193L249 192V193H246L248 190H247ZM14 189V190H13ZM53 191H55V192H53ZM56 189V190H55ZM68 189V190H67ZM76 189V190H75ZM79 189L81 190V191H83L85 194H83L81 197L82 198H80L79 200H81V201H78V203L79 204H77V205H74V204H69L68 205V202H70L71 201V199H73L71 202L72 203H74L76 200H77V198H75L74 199V197H77V196H75V195H77L78 194V192H79ZM91 189H93V190H95L96 192H98V193H101V195H99L98 197L99 198H97L98 200H96L95 201V203L93 204L94 206L96 205L99 209H102V210H104V214L106 215V217H104L103 219H106V221H107V219H109L107 222H108V224H107V226H106V228L104 227V228H102L103 230L102 231H111V235H109L108 237L109 238H107L109 241L107 242V239L106 240H103V238H101V236H100V234L101 233H99V232H97V231H100L99 229H100V227H97V226H94L93 224H94V221H93V219L92 218H88V216H83V215H86L87 213L86 212H89V211H86V209L85 208H88V207H86L85 205H88L87 204V202L89 201V200H87V199H90L89 197L91 196ZM117 189V190H116ZM162 189H163V191H165V192H163L162 191ZM164 189H166V190H164ZM34 192H33V191ZM36 190V191H35ZM78 190V191H77ZM87 190L89 191V192H87ZM109 190V193H112V194H109L107 191ZM118 190H119V193H118ZM134 190V189H133ZM148 190V189H147ZM156 190V191H155ZM160 190V191H159ZM235 190V189H234ZM72 191V192H71ZM103 191V192H102ZM192 191H193V193H192ZM254 191V192H253ZM21 192V193H20ZM40 192H41V194H40ZM76 192V193H75ZM145 192V193H144ZM155 192H157V194L155 193ZM167 192V193H166ZM179 192V194H181ZM190 192H191V195H193L192 197H190L191 195H190ZM241 192V193H240ZM244 192V193H243ZM44 193V194H43ZM50 195H49V194ZM53 193V194H52ZM63 193V194H62ZM66 193V195H64ZM70 193V194H69ZM71 193H73V195L71 194ZM107 193V194H106ZM132 193V194H131ZM150 195H149V194ZM24 194V195H23ZM30 194V195H29ZM38 194V195H37ZM61 194V195H60ZM88 194V195H87ZM129 194H131V195H129ZM148 194V195H147ZM155 194H156V196L158 197H156L155 196ZM158 194H160V195H158ZM195 194V195H194ZM251 194V195H250ZM258 194V195H257ZM27 195H28V197H27ZM32 195V196H31ZM41 195V196H40ZM47 195V196H46ZM63 195L64 196H66L65 197V199H64V197H63ZM68 195H70V196H68ZM112 195V196H111ZM118 195V196H117ZM125 195V196H124ZM238 195V196H239ZM38 196V197H37ZM45 196V197H44ZM55 198V199H58V200H61V202H64L65 203V205H63V208H62V205H61V207L59 206V207H57L53 202H52V198L53 197ZM72 196H74V197H72ZM195 196V197H194ZM29 197H32V198H30V200L31 199H33V198H42V200H39L37 203H40V205L39 206H37V210H36V208H35V206H36V204L37 203H33L34 205H32V204H30L31 203V201L29 200ZM47 197V200L49 201V202H51V205H50V203L47 201V200H43L44 198H46ZM63 197V198H62ZM70 197V198H69ZM86 197V198H85ZM118 197V198H117ZM126 197V198H125ZM256 197V198H255ZM49 198V199H48ZM85 198V199H84ZM129 199V200H126V199ZM157 198V199H156ZM184 198V199H183ZM189 198V199H188ZM196 198V199H195ZM260 198V199H259ZM68 199H70V200H68ZM194 199V200H193ZM29 200V201H28ZM51 200V201H50ZM65 200V201H64ZM75 200V201H74ZM125 200V201H124ZM146 200V201H145ZM189 200V201H188ZM191 200V201H190ZM30 202V203H28V202ZM43 201V202H42ZM103 201V202H102ZM179 201V202H178ZM245 201V202H244ZM9 204H8V203ZM47 202V203H46ZM60 202V203H61ZM82 202H83V204H82ZM84 202H85V204H84ZM179 204H178V203ZM49 203V204H48ZM53 203V204H52ZM112 203V204H111ZM181 203V204H180ZM185 203H187L186 205H185ZM18 204V205H17ZM25 204V205H26ZM28 204H30L31 206H33L34 208H32L30 205H28ZM43 204H45L44 206H42ZM100 204H101V206H100ZM71 205H73V207L71 206ZM78 205H79V207H78ZM83 205V206H82ZM127 205H128V207H129V209H128V207H127ZM183 205V206H182ZM84 206H85V208H84ZM108 206V207H107ZM179 206H180V208H179ZM187 206V207H186ZM45 207V208H44ZM67 207V208H66ZM104 207V208H103ZM125 207H127V208H125ZM182 207V208H181ZM183 207H185L186 208V210H185V208H183ZM193 207H196L197 208V206H193ZM71 208H72V210H71ZM80 208V209H79ZM106 208V209H105ZM130 208H132V209H130ZM178 208V209H177ZM6 209V210H5ZM13 209V210H12ZM46 209V210H45ZM60 209V210H59ZM74 209V210H73ZM181 209V210H180ZM10 210V211H9ZM47 210H48V212H47ZM65 210H66V212H65ZM72 212H71V211ZM88 210H90V209H88ZM120 210V211H119ZM152 210V211H151ZM175 210V211H174ZM33 211L35 212V213H33ZM37 211V212H36ZM42 211V212H41ZM90 211H92V210H90ZM121 211H124V214L121 212ZM132 211V212H131ZM185 211V212H184ZM44 212V213H43ZM95 212V213H94ZM109 212V213H108ZM112 212V213H111ZM177 212H183L182 213V215L183 216H181V213L179 214V213H177ZM202 212V213H201ZM32 213V214H31ZM38 213V214H37ZM52 213V214H51ZM67 213V214H66ZM71 213V214H70ZM84 213V214H83ZM86 213V214H85ZM138 213V212H137ZM137 213H135V214H137ZM169 213H167V214H169ZM199 213V214H198ZM203 213H205V214H203ZM209 213V214H208ZM7 214H9V215H7ZM48 214V215H47ZM50 214V215H49ZM54 214H55V216H54ZM63 214H65V215H63ZM197 214V215H196ZM201 214V215H200ZM35 215H36V217H35ZM62 215V216H61ZM93 215H98V211H93ZM138 215H139V213H138ZM179 215V216H178ZM209 215V216H208ZM53 216V217H52ZM59 216V217H58ZM67 216H69V217H67ZM153 216H154V218H153ZM202 218H200V217ZM203 216V217H202ZM3 217V218H2ZM34 217V218H33ZM61 217V218H60ZM68 219H67V218ZM99 217V216H98ZM98 217L96 218V220L98 219ZM115 217V218H114ZM125 217H126V219H125ZM151 217V218H150ZM180 217H183V218H180ZM184 217H186V218H184ZM190 217V218H189ZM192 217V218H191ZM196 219H195V218ZM55 219V221H54V219ZM59 219V220H57V219ZM71 218V219H70ZM81 218V219H80ZM83 218V219H82ZM89 220H88V219ZM102 217H100L99 218V220L101 219ZM138 218H140V217H137L136 219H132L133 221H137L138 220ZM177 218H179L178 220H177ZM67 219V220H66ZM163 219V220H162ZM183 219V220H182ZM190 219H193V220H191L190 221ZM198 219V220H197ZM200 219V220H199ZM49 220V221H48ZM117 220V221H116ZM129 220V221H128ZM156 221V222H154V221ZM179 220H181L182 221V224L183 225H181V222H179ZM47 221V222H46ZM51 221V222H50ZM72 221V222H71ZM80 221V222H79ZM82 221V222H81ZM161 221V222H160ZM188 221H190V223H188ZM8 222V223H7ZM14 222V221H13ZM25 222V223H24ZM32 222H35V223H32ZM45 222V223H44ZM71 222V223H70ZM76 222H78V223H76ZM93 222V223H92ZM127 222H129V223H127ZM159 222L161 223L160 225H159ZM198 222H200V223H198ZM4 223V224H3ZM7 223V224H6ZM28 223H30V224H28ZM55 223V224H54ZM85 223V224H84ZM124 223V224H123ZM151 223V224H150ZM155 223H157V224H155ZM172 223V224H171ZM178 223L180 224V225H178ZM188 223V224H187ZM192 223V224H191ZM196 225H195V224ZM253 223H254V221H253ZM16 226H15V225ZM34 224V225H33ZM52 224V225H51ZM62 224H64V225H62ZM77 224H82L81 226H82V228H79V226H77ZM157 226L158 225V227H156L155 225ZM177 224V225H176ZM186 226H185V225ZM15 226V228H14V226ZM30 226V228L31 229H28L26 226ZM45 225V226H44ZM55 225V226H54ZM57 225V226H56ZM154 225V226H153ZM164 225H166V227L164 226ZM171 225V226H170ZM188 225V226H187ZM195 225V226H194ZM4 226H6V227H4ZM13 226V227H12ZM34 226V227H33ZM173 226V227H172ZM178 226V227H177ZM184 226V227H183ZM18 227V228H17ZM40 227V228H39ZM57 227V228H56ZM69 227V228H68ZM89 227V228H88ZM93 227V228H92ZM113 227V228H112ZM119 229H118V228ZM124 227V228H123ZM155 227V228H154ZM165 227V228H164ZM183 227V229H181ZM188 229H187V228ZM199 227V228H198ZM11 228H12V231H11ZM17 228V229H16ZM20 228V229H19ZM77 230H76V229ZM99 228V229H98ZM126 228H127V232H126ZM171 228L173 229V230H171ZM181 230H180V229ZM202 228V229H201ZM6 229V230H5ZM14 229H16V230H14ZM28 229V230H27ZM40 229V230H39ZM46 229V231H44V230ZM70 229V230H69ZM75 229V230H74ZM78 229H80V230H78ZM85 229H87V230H85ZM89 229H91V230H89ZM109 229V230H108ZM113 229V230H112ZM130 229V230H129ZM169 229V230H168ZM3 230H5L4 232H3ZM11 232H10V231ZM27 231V233L25 232V231ZM50 230V231H49ZM53 230V231H52ZM119 231L118 233H116L115 235L116 236H113L112 237V234H114L113 232H115V231ZM123 230H124V232H123ZM140 230V231H139ZM178 230V231H177ZM18 231V232H17ZM29 231L31 232V233H29ZM38 232L39 233V236L41 237V238H38V240L36 241V239H34L33 241H35V242H33L32 241V238H35V236H31V234H32V232ZM39 231H42V232H39ZM75 231V232H74ZM90 231V232H89ZM106 231V232H107ZM129 231V232H128ZM134 231V233H132ZM135 231H136V233H135ZM157 231V232H158ZM161 231V232H160ZM165 232V233H168V232ZM172 231V232H171ZM6 232V233H5ZM76 232H78V233H76ZM79 232H81L80 233V236H79ZM89 232V233H88ZM218 232H219V230L218 231H216L215 233V235H214V233H211V234H201V233H199V235H197L198 236V238H201L202 240H203V238H206V239H208V240H215V239H217V237H222L220 234L221 233H219L218 234ZM2 233H4L3 235H2ZM11 235H10V234ZM17 233L19 234V236H17ZM84 233H86L85 234V236H83L84 235ZM99 233V234H98ZM110 233V232H109ZM119 233H121V234H123V237L121 238L122 240H120V238H117V236H118V234ZM139 233V234H138ZM143 233H146L144 236H141ZM7 234V235H6ZM78 236H77V235ZM83 234V235H82ZM95 234H96V236H100V237H96L95 236ZM134 234V235H133ZM135 234H138L137 236H138V238H139V241H138V239H137V237L135 236ZM176 234V235H177ZM9 235V236H8ZM92 235H93V237L95 236V238L97 239H95L96 241H93V243L94 244H91V245H88V246H86L87 244H85V246L86 247H84V245H82L83 243V241L84 240H91L92 238H90V237H92ZM204 235V236H203ZM210 235V236H209ZM6 236V237H5ZM14 236V237H13ZM28 236H30V237H28ZM133 237H135L134 238V240H136V245H135V247H137V248H139L140 250H142L143 252H137L136 253V251H137V249H135V247L134 246H132V241L133 240H131ZM140 236V237H139ZM194 236H195V233H191V234H189V236L188 235H186L185 234V236L184 237H187V238H189V239H192V238H194ZM201 236V237H200ZM46 237H48L47 238V241L46 240H44ZM68 237V238H67ZM77 239H76V238ZM83 237H84V239H83ZM203 237V238H202ZM219 237V238H220ZM6 238V239H5ZM14 238V239H13ZM44 238V239H43ZM85 238H89V239H85ZM124 238V239H123ZM131 238V239H130ZM15 240V241H13V240ZM30 239V240H29ZM42 239V240H41ZM63 239V240H62ZM102 239V240H101ZM116 239V240H115ZM52 242H51V241ZM185 240V239H184ZM201 240V241H202ZM5 243H4V242ZM18 241V242H17ZM32 241V242H31ZM42 241H44V242H42ZM70 241H72V242H70ZM104 241V242H103ZM111 241V242H110ZM116 241V242H115ZM124 241V242H123ZM201 241H199L198 243H190V241L188 242V241H185V243L184 244H186V245H184V247L182 246L183 245V243L181 242L180 243V241H179V245L178 246H175L173 249V254L174 253H177V255H176V257L177 258H180L179 256V253L180 252H182L183 251V253L184 254H191L192 253V256L191 257H185V259L184 260H181V264H197L198 262L196 261L197 260V254H198V250L199 249H201ZM14 242V243H13ZM48 242V243H47ZM59 242V243H58ZM123 242V243H122ZM188 242V243H187ZM2 243H4V244H2ZM12 244V245H10V244ZM17 243V244H16ZM24 243V244H23ZM40 243H42V245H40ZM62 243V244H61ZM67 243H69V244H67ZM74 243H76L75 245H77V246H75L74 245ZM81 243V244H80ZM126 243V244H125ZM20 244L22 245V246H20ZM38 244V245H37ZM79 244V245H78ZM182 244V245H181ZM13 245H16V247H18L19 248V252L17 253V251H14L13 253H10V250H9V248H11V247H15V246H13ZM23 245H24V247H23ZM37 246V247H35V246ZM94 245V246H93ZM102 245V246H101ZM129 245V246H128ZM152 245V244H151ZM149 246L150 248H152V249H150L149 248V250H151L152 252L154 251V249H156L157 248V246H155V244H153L154 246ZM6 246H8L6 249H5V247ZM21 248H20V247ZM42 246V247H41ZM48 246V247H47ZM73 246V247H72ZM181 246V247H180ZM4 247V248H3ZM47 249H46V248ZM74 247H75V249H77L76 247H78V249L77 250H75L74 249ZM119 249H118V248ZM144 247V248H143ZM183 247V248H182ZM1 248H3V249H5L4 251H3V249H1ZM36 248V250H34ZM45 248V249H44ZM88 248V249H87ZM95 248V249H94ZM104 248V249H103ZM113 248V249H112ZM131 248V249H130ZM141 248H143V249H141ZM178 248V249H177ZM29 249V250H28ZM44 249V250H43ZM58 249V250H57ZM90 249V250H89ZM226 249V247H221L220 248V252H219V254H222V253H224L225 250ZM7 250V251H6ZM38 250V251H37ZM70 250H68V253H69V255L71 254L70 253ZM82 250L84 251L83 253H82ZM87 252H86V251ZM99 250V251H98ZM111 250V251H110ZM116 250V251H115ZM176 250V251H175ZM179 250V251H178ZM181 250V251H180ZM197 250V251H196ZM51 251V252H50ZM74 251H76V252H74ZM94 251V252H93ZM99 253H98V252ZM108 251V252H107ZM115 251V252H114ZM119 251V252H118ZM128 253H127V252ZM135 251V252H134ZM223 251V252H222ZM246 251V250H245ZM244 251V252H245ZM253 250H248V253H251V254H248L247 253V255H254L253 254V252H252ZM256 252H257V250H255ZM254 251V252H255ZM36 252H38V253H36ZM48 252V253H47ZM125 252V253H124ZM76 253V254H75ZM79 253H80V255H79ZM113 253V254H112ZM120 254V256H119V258L118 259H120V260H117V259H115L116 257L114 256V254ZM122 253V254H121ZM131 253V254H130ZM3 254V255H2ZM55 254V255H54ZM94 254V255H93ZM137 256H136V255ZM139 254H141V255H139ZM172 254V255H173ZM262 254V255H261ZM261 254H259L258 255V257H256V256H252L253 258H258V260L255 258V260L254 259H252V257L250 256V258L253 260L252 262L253 263H255V262H259V264H264L262 261H261V259L264 261V253H261ZM19 255H20V258L18 259L17 257H19ZM23 255V256H22ZM84 255V256H83ZM88 255V256H87ZM96 255V258L94 257ZM132 255H134L135 256V258L132 256ZM138 255H139V257H138ZM175 255V254H174ZM179 255V256H178ZM11 256V257H10ZM33 256V258H31ZM50 256V257H49ZM100 256V257H99ZM155 257H153V259L154 260H156L157 262H166L165 264H170V262L168 261L169 259L167 258H164V255L163 254H155L154 255ZM49 257V258H48ZM107 257H109V259L107 258ZM115 257V258H114ZM132 257V258H131ZM209 255H208V253H207V255H205V258H206V260H208L209 259ZM259 257H262L261 259L259 258ZM3 258V259H2ZM29 258H31L29 261H28V259ZM49 260H48V259ZM92 258V259H91ZM99 258V259H98ZM134 258V259H133ZM158 258V259H157ZM163 260H162V259ZM204 258V259H205ZM122 259H123V261H122ZM131 259H133V260H131ZM135 259H137V260H135ZM161 259V260H160ZM14 260V261H13ZM16 260V261H15ZM36 260V261H35ZM75 260V261H74ZM129 260V261H128ZM153 260V261H154ZM166 260V261H165ZM31 261V262H30ZM52 261V262H51ZM76 261H77V263H76ZM156 261H154V263L151 261V263L150 264H155V263H157ZM33 262V263H32ZM115 262V263H114ZM120 262V263H119ZM162 262L161 263H158V264H162ZM262 262V263H261ZM147 264H149V263H147Z\"/></svg>",
  "mask_w": 264,
  "mask_h": 264
},
{
  "label": "bare ground",
  "instance_id": "6f19581e",
  "mask_svg": "<svg viewBox=\"0 0 264 264\" xmlns=\"http://www.w3.org/2000/svg\"><path fill=\"white\" fill-rule=\"evenodd\" d=\"M2 1V0H1ZM11 1V0H10ZM13 1H15V0H13ZM16 1H20V2H22V1H24V3H26L25 2V0H16ZM16 1L14 2V3H16ZM27 1V0H26ZM40 1V0H39ZM48 1V0H47ZM56 1V3L58 2L59 4V6L61 7V8H64V10H62V12L63 13H61L60 14V12H57L58 13V15H54L53 17H51V18H45L46 16L44 15L45 14V11H41V10H36V11H34L35 10V8H37L36 6H35V4L36 3H38V2H36L35 4H32V5H29L28 4V6H27V14H26V12H25V14L26 15H24L25 16V18H22L21 17V15L20 16H16V15H11V16H9V17H7V19L8 18H11L10 20L8 19L7 21H9L8 23H12V22H14V20H16L17 21V25H19L20 27H21V30L22 31H26V30H28V29H32L33 28V26H27L28 24V18H30L29 17V15H31V17H35V18H41L42 20H44L43 21V23L45 22V20L47 19V21H48V23H47V25H49L48 27H45L44 29H43V31L46 33V34H48L47 35V38H50V37H54L56 40H59L60 38H62L63 36H64V34H62V32L60 31V30H57V31H55L54 32V30H52V27L54 26V24L58 21V23L60 22V23H62V19H64V23H71L72 22V20H73V18L70 16V15H68L69 17H66L67 16V14L69 13V10L66 8V5H68V7L69 8H73V6H75L76 5V3L77 2H75V0H55ZM79 1V0H78ZM81 1H83V0H81ZM103 0H101V2H102ZM121 1H125V0H121ZM131 1V0H130ZM138 1V0H137ZM144 1V0H143ZM158 1V0H157ZM156 1V2H157ZM170 1V0H169ZM173 1V0H172ZM171 1V2H172ZM177 1V0H176ZM175 1V2H176ZM179 1V0H178ZM181 1V0H180ZM182 1H184V0H182ZM185 1H190V0H185ZM194 1V0H193ZM212 1V0H211ZM240 1V0H239ZM238 1V2H239ZM245 1V0H244ZM243 1V2H244ZM249 1V0H248ZM4 2V1H3ZM9 2V1H8ZM28 2V1H27ZM80 2V1H79ZM84 2V1H83ZM82 2V4H86L85 2L83 3ZM104 2V1H103ZM103 2L102 3H100V4H103ZM109 2H111L110 0H109ZM116 2H118V1H116ZM155 2V3H156ZM160 2V1H159ZM168 4L166 5L165 4V6H166V9L167 10H173V11H175V5H173V6H171V5H169V3H171V2H168V1H166ZM174 2V1H173ZM172 2V3H173ZM195 2V1H194ZM190 3V5L191 6H189V9H185L186 7H184L183 8V10L185 9L186 11H185V13H187V16H188V18L189 19H187V20H190V21H192V20H195V19H199L200 20V22H202L203 23V25H202V27L201 28H196L195 27V25L196 24H194L193 25V27L191 26V25H189V26H191V27H186V25L185 26H183V27H180V24L178 25V24H176L177 26H176V31H177V33L178 34H187L186 35V38H187V36H189V32L191 31V30H193V29H195L196 31H197V33L196 34H199V35H201L202 36V33H203V31L202 32H200L201 30H203L204 28H207V27H209V28H211L212 30H215L216 31V33H217V31H218V34L221 32V31H225L224 29H227V28H224L223 26V23H225L224 21V19L222 20V18H220V17H216V20L214 21V23H210V26H208V23L207 22H209V17H208V15L209 14H211V13H209L210 11H212V13H213V15L216 13V15H217V12H220L219 14H221V11L220 10H218L217 8H215V6L213 5L214 3H212V2H210V1H208V0H201V3L203 4V2L204 3H206L207 5H208V9H204L203 7L205 6H203L202 4H200V5H198V2H196V3ZM213 2H215V1H213ZM219 1L217 0V3H218ZM247 2V1H246ZM5 3V2H4ZM64 3H66V5H64ZM112 3V2H111ZM111 3H108L107 2V4L108 5H110ZM121 3V2H120ZM149 2H147V4H148ZM179 3H181V2H179ZM227 3V1H222V2H219V4H217V6L218 5H220V8H221V6L222 5H224V4H226ZM1 4V3H0ZM12 4V3H11ZM9 5V6H11V8H8V9H11V11L13 10L12 9V7L14 6H12V5ZM49 4V3H48ZM53 4H55V2L53 3ZM53 4H51V5H53ZM80 4H81V2H80ZM91 4V3H90ZM122 4V3H121ZM138 4V3H137ZM150 4V3H149ZM182 4V7H183V3H181ZM185 4V3H184ZM230 4V3H229ZM231 4H232V2H231ZM238 4V3H237ZM2 5H3V3H2ZM5 5V4H4ZM16 5V4H15ZM22 5H23V2H22ZM113 5V3L111 4V6ZM123 5V4H122ZM122 5H120L119 4V6L118 5H116V6H118L119 7V10H121V8H125L124 6H122ZM125 5H127V3L125 4ZM136 5V4H135ZM150 5H152V4H150ZM155 5V4H154ZM178 5V4H177ZM176 5V6H177ZM186 5V4H185ZM184 5V6H185ZM39 6V5H38ZM78 6L79 7H81L79 4H78ZM84 6V5H83ZM104 7H105V4L103 5ZM102 6V7H103ZM107 6V5H106ZM164 5L162 6V7H165ZM226 6H229V5H226ZM238 7H239V5H237ZM244 7H245V10L246 9H248L249 11L248 12H251V14H249V18L250 19H257L258 20V18H257V15L258 14H264V0H256L255 1V3L254 4H251V2L250 3H248V4H246V5H243ZM1 8H2V6H0ZM4 7V6H3ZM25 7V6H24ZM41 7V6H40ZM76 7V6H75ZM99 7V6H98ZM101 7V9H104V8H102ZM114 7V5L112 6V8ZM138 7V6H137ZM136 7V8H137ZM159 7V6H158ZM161 7V8H162ZM179 7V6H178ZM181 7V6H180ZM179 7V9H181L182 10V8H180ZM219 7V6H218ZM14 8V7H13ZM45 8H46V6H45ZM54 8V7H53ZM60 8V9H61ZM89 8H92L93 9V7H89ZM111 7H109L108 9H110ZM111 8V9H112ZM115 8V7H114ZM117 8V7H116ZM135 8V7H134ZM139 8H140V6H139ZM160 8V9H161ZM223 8H224V6H223ZM38 9V8H37ZM41 9V8H40ZM67 9V10H66ZM118 9V8H117ZM122 9V10H123ZM179 9H177V10H179ZM21 10L22 9H20V11H17V12H21ZM55 10V9H54ZM99 10V9H98ZM149 10V9H148ZM166 10V11H167ZM182 10V11H183ZM221 10H223V9H221ZM9 11V10H8ZM7 11V12H8ZM11 11H10V14H11ZM57 11H60V10H57ZM90 11V10H89ZM88 11V12H89ZM92 11V10H91ZM94 11V10H93ZM106 11V10H105ZM110 11V10H109ZM138 11H141V9L140 10H138ZM164 11V10H163ZM235 11V10H234ZM15 12V10L14 11H12V13H14ZM79 11H77L76 13H78ZM87 12V13H88ZM96 12H98V11H96ZM100 12H101V10H100ZM99 12V13H100ZM117 12V11H116ZM121 12V11H120ZM133 12H135V11H133ZM246 12V11H245ZM2 13V12H1ZM9 13V12H8ZM71 13V12H70ZM90 13V12H89ZM92 13V12H91ZM142 13V12H141ZM159 13V12H158ZM166 13V12H165ZM168 13H169V11H168ZM168 13L166 14V15H168ZM173 13V12H172ZM171 13V14H172ZM238 13V12H237ZM239 13H240V11H239ZM241 13H243L242 11H241ZM19 14V13H18ZM93 14V13H92ZM108 14V13H107ZM161 14V13H160ZM160 14L158 15V14H156V15H158L159 17H160ZM170 14V13H169ZM176 14V13H175ZM179 14V13H178ZM72 15H74V14H72ZM78 15H80V14H78ZM99 15H101V13L99 14ZM163 15V14H162ZM165 15V16H166ZM225 15V14H224ZM241 15V14H240ZM23 16V15H22ZM51 16V15H50ZM90 16V15H89ZM92 16V15H91ZM94 16V15H93ZM96 16H98V15H96ZM102 16V15H101ZM104 16V15H103ZM124 16V15H123ZM134 16H136V15H134ZM141 16V15H140ZM140 16H137V17H140ZM164 16V17H165ZM169 16V15H168ZM167 16V17H168ZM212 16V15H211ZM243 16V15H242ZM261 16V15H260ZM142 17V16H141ZM143 17H145V16H143ZM157 18L156 16H155V20H156V18H157V20H159L160 21V18ZM162 17V16H161ZM164 17H162V18H164ZM166 17V18H167ZM173 17V16H172ZM178 17V16H177ZM213 17V16H212ZM240 17V16H239ZM263 17V16H262ZM75 18H76V16H75ZM78 18V17H77ZM76 18V19H77ZM91 18V17H90ZM94 18V17H93ZM101 18H103L104 19V17H101ZM107 18V17H106ZM123 18V17H122ZM220 18V19H219ZM226 18V17H225ZM76 19H75V21H76ZM111 19V18H110ZM123 19H125V18H123ZM137 19V18H136ZM165 19V18H164ZM172 20H175V17H173V18H171ZM178 19H179V17H178ZM2 20H4V19H2ZM95 20V19H94ZM97 20H98V18H97ZM129 20V19H128ZM221 20H222V22H221ZM232 20V19H231ZM230 20V21H231ZM242 20V19H241ZM240 20V21H241ZM246 21H247V19H245ZM262 20V19H261ZM104 20H102V22H103ZM111 21H113V19H111L110 20V22ZM132 21V20H131ZM142 21V20H141ZM153 21V20H152ZM158 21V22H159ZM165 21V20H164ZM164 21H163V23H164ZM167 21V20H166ZM176 21V20H175ZM236 21V20H235ZM249 21V20H248ZM252 21V20H251ZM250 21V22H251ZM264 21V20H263ZM263 21H259V25H258V30H259V33L260 34H262V32L264 33V24L263 23H261V22H263ZM31 22V21H30ZM91 22V21H90ZM102 22H100V23H102ZM155 22H157V21H155ZM174 22V21H173ZM194 22V21H193ZM199 22V21H198ZM211 22V21H210ZM95 23V22H94ZM94 23H93V25H94ZM135 23V22H134ZM141 23V22H140ZM142 23H143V21H142ZM146 23V22H145ZM148 23H150V21H148ZM191 23V22H190ZM197 23V22H196ZM237 23V22H236ZM248 23V22H247ZM252 23V22H251ZM31 24V23H30ZM92 24V23H91ZM105 24V23H104ZM109 24V23H108ZM111 24V23H110ZM158 24V23H157ZM244 24V23H243ZM70 25V24H69ZM97 24H95V26H96ZM100 25H102V24H100ZM106 25V24H105ZM104 25V26H105ZM121 25H122V23H121ZM144 25H147V24H144ZM164 25V24H163ZM201 25V24H200ZM247 25V24H246ZM5 26H7V24L5 25ZM5 26H3V27H5ZM15 26V25H14ZM23 26H24V29H23ZM70 26H73V25H70ZM103 26V27H104ZM131 26V25H130ZM166 26V25H165ZM164 26V27H165ZM171 25H169V27H170ZM182 26V25H181ZM227 26V25H226ZM243 26V25H242ZM252 26H253V24H252ZM9 27V26H8ZM56 27V26H55ZM63 27V26H62ZM99 27H101V26H99ZM106 27H109L108 25L106 26ZM110 27H111V25H110ZM132 27V26H131ZM142 27V26H141ZM140 27V28H141ZM156 27H158V26H156ZM166 27H168V26H166ZM173 27V26H172ZM200 27V26H199ZM224 29H223V28ZM7 28V27H6ZM73 28V27H72ZM98 28V27H97ZM102 28V27H101ZM105 28V27H104ZM128 28V27H127ZM126 28V29H127ZM153 28V27H152ZM175 28V27H174ZM208 28V29H209ZM230 28V27H229ZM250 28V27H249ZM3 29V28H2ZM5 29V28H4ZM103 29V28H102ZM102 29H100V30H102ZM106 29V28H105ZM117 29V28H116ZM124 29V28H123ZM164 29V28H163ZM168 29H170V28H168ZM68 30H69V28H68ZM99 30V31H100ZM113 30V29H112ZM140 30V29H139ZM157 30V29H156ZM155 30V31H156ZM162 30V29H161ZM250 30V29H249ZM257 30V31H258ZM6 31V30H5ZM72 30L70 29V31H67L68 33L69 32H71ZM73 31H74V29H73ZM104 31V33H105V35L107 34V32H108V30H103ZM117 31V30H116ZM150 31H151V29H150ZM149 31V32H150ZM165 31V30H164ZM173 31H175V30H173ZM10 32V31H9ZM13 32H15V31H13ZM32 32V31H31ZM38 32V31H37ZM59 32H61L60 34H59ZM75 32V31H74ZM94 32V33H93ZM113 32V31H112ZM133 32V31H132ZM154 32V31H153ZM159 32V31H158ZM158 32L156 33V34H158ZM23 33V32H22ZM28 33V32H27ZM72 33V32H71ZM91 33H93V34H98V32H95V31H92ZM140 33H142V32H140ZM163 33V32H162ZM165 33V32H164ZM169 33H170V31H169ZM243 33V32H242ZM245 33V32H244ZM249 33V32H248ZM7 34V33H6ZM10 34V33H9ZM39 34V33H38ZM74 35H75V33H73ZM153 34V33H152ZM151 34V35H152ZM235 34V33H234ZM11 35H12V33H11ZM13 35H15V33H13ZM43 35L45 36V34L43 33ZM104 35V34H103ZM154 35V34H153ZM163 35V34H162ZM164 35H166V36H168L167 34H164ZM169 35H171V33L169 34ZM226 35V34H225ZM239 35V34H238ZM35 36V35H34ZM33 36V37H34ZM66 36V35H65ZM80 36V35H79ZM97 36H99V35H97ZM121 36V35H120ZM123 36V35H122ZM143 36V35H142ZM159 36V35H158ZM175 36V35H174ZM173 36V37H174ZM200 36V37H201ZM227 36V35H226ZM229 36V35H228ZM237 36V35H236ZM261 36V35H260ZM5 37V36H4ZM8 38H9V36H7ZM13 37H15V36H13ZM12 37V39L11 40H9V39H7V40H5V41H0V47H2V49L3 48H5L7 45H8V43H9V45H12V47H17L18 46V43H21V42H23L22 40L19 42V40L17 39V37L16 38H13ZM38 37V36H37ZM90 37V36H89ZM104 37V36H103ZM102 37V38H103ZM137 37V36H136ZM165 37V36H164ZM169 38L170 39V42L171 43H175L176 42V40L174 39V38ZM191 37V36H190ZM208 37V36H207ZM245 37V36H244ZM44 38V37H43ZM71 38H72V36H71ZM80 38V37H79ZM133 38V37H132ZM148 38V37H147ZM232 38V37H231ZM235 38V37H234ZM247 38H249V37H247ZM22 39V38H21ZM29 39V38H28ZM37 39V38H36ZM104 39V38H103ZM114 39V38H113ZM116 39V38H115ZM144 39V38H143ZM149 39V38H148ZM158 39H160V42H162V41H165V40H163V37L162 38H158ZM243 39V38H242ZM263 39V38H262ZM24 40V39H23ZM71 40V39H70ZM75 40V39H74ZM73 40V41H74ZM81 40V39H80ZM122 40V39H121ZM120 40V41H121ZM187 40V39H186ZM208 40V39H207ZM260 40V39H259ZM64 41V40H63ZM69 41V40H68ZM112 41V40H111ZM126 41V40H125ZM148 41V40H147ZM152 42L154 41L153 39L151 40ZM178 42L180 41L179 39L177 40ZM263 41V40H262ZM30 42V41H29ZM43 42V41H42ZM72 42V41H71ZM81 42V41H80ZM90 42V41H89ZM108 42V41H107ZM167 44H165V45H167V47L169 46L168 45V43H170V42H168V41H165ZM177 42V43H178ZM184 42V41H183ZM185 42H190V40H188V41H185ZM210 42H212V40L210 41ZM218 42V41H217ZM224 42V41H223ZM249 42V41H248ZM31 43V42H30ZM100 43V42H99ZM112 43V42H111ZM115 43V42H114ZM124 43V42H123ZM147 43V42H146ZM159 42H157V44H158ZM181 43V42H180ZM199 42H197V44H198ZM200 43H203V39L201 38V42ZM225 43V42H224ZM52 44V43H51ZM74 44V43H73ZM109 44V43H108ZM156 44V43H155ZM212 44V43H211ZM257 44V43H256ZM81 45H83V44H81ZM88 45H89V43H88ZM87 45V46H88ZM94 46V44H92L91 43V46ZM104 45H106V42H104ZM131 45H132V43H131ZM144 45V44H143ZM183 45H184V43H183ZM183 45H181V44H179L178 46L181 48V46H183ZM194 45V44H193ZM205 45V44H204ZM207 45V44H206ZM234 45V44H233ZM252 45H254V44H252ZM21 46V45H20ZM86 46V44H85V47H87ZM129 46H130V44H129ZM171 47H173V45H170ZM216 47L218 46V44L217 45H215ZM249 46V45H248ZM19 47V46H18ZM32 47V46H31ZM52 47V46H51ZM61 46H59V48H60ZM84 47V48H85ZM90 47V46H89ZM98 47V46H97ZM102 47V46H101ZM148 47V46H147ZM221 47H224V48H226V47H229V46H226V45H221ZM231 47V46H230ZM234 47V46H233ZM245 47V46H244ZM94 48H95V46H94ZM145 49H146V47H144ZM170 48V47H169ZM194 48H196V47H194ZM203 48V47H202ZM242 48V47H241ZM28 49V48H27ZM119 49V48H118ZM122 49V48H121ZM171 49V48H170ZM177 49V51H179L180 49H178V48H176ZM182 49V48H181ZM186 49V48H185ZM191 49H193V48H191ZM4 50V49H3ZM32 50H34V49H32ZM54 50V49H53ZM74 50V49H73ZM102 50V49H101ZM164 50V49H163ZM175 50V49H174ZM196 50V49H195ZM207 50H208V48H207ZM222 50V49H221ZM226 50V49H225ZM224 50V51H225ZM240 50V49H239ZM246 50V49H245ZM251 50V49H250ZM71 51V50H70ZM76 51V50H75ZM150 51V50H149ZM176 51V50H175ZM192 51V50H191ZM229 51V50H228ZM1 52V51H0ZM8 52V51H7ZM12 52V51H11ZM11 52H9L10 54H11ZM61 52V51H60ZM59 52V53H60ZM93 51H91V53H92ZM95 52V51H94ZM97 52V51H96ZM99 53H101L100 51H98ZM98 52H97V54H98ZM123 52V51H122ZM126 52V51H125ZM161 52V51H160ZM181 52V51H180ZM193 52V51H192ZM244 52V51H243ZM258 52V51H257ZM2 53V52H1ZM0 53V62L2 61V60H5L4 58L2 59V54ZM228 53V52H227ZM8 54V53H7ZM52 54V53H51ZM58 54V53H57ZM123 54H125V53H123ZM179 54V53H178ZM188 54V53H187ZM186 54V55H187ZM190 54V53H189ZM15 55V54H14ZM36 55V54H35ZM72 55V54H71ZM90 55V54H89ZM88 55V56H89ZM95 55V54H94ZM174 55V54H173ZM242 55V54H241ZM240 55V56H241ZM251 55V54H250ZM263 55V54H262ZM19 56H20V54H19ZM67 56H68V54H67ZM80 56V55H79ZM81 56H82V54H81ZM87 56V57H88ZM99 56V55H98ZM101 56V55H100ZM107 57L108 56H110V55H106ZM106 56H103L102 55V57H106ZM202 56V55H201ZM13 57V56H12ZM18 57V56H17ZM36 57V56H35ZM83 57V56H82ZM199 57V56H198ZM209 57V56H208ZM215 57V56H214ZM23 58V57H22ZM55 58H57L56 57V55H55ZM65 58V57H64ZM203 58V57H202ZM241 58V57H240ZM246 58V57H245ZM257 58V57H256ZM255 58V59H256ZM44 59V58H43ZM54 59V58H53ZM66 59V58H65ZM76 60L75 59V57H72V56H70V59H69V64L67 63V65H70V63L72 62V61H74V60ZM83 59H87V58H83ZM105 59V58H104ZM107 59V58H106ZM123 59V58H122ZM174 59V58H173ZM180 59V58H179ZM199 59H201V58H199ZM205 59V58H204ZM222 59V58H221ZM243 59V58H242ZM9 60V59H8ZM18 60V59H17ZM81 61H83L82 59H80ZM97 60H98V58H97ZM112 59L110 58L107 62H106V60H104V64H106V63H109L110 61H111ZM182 60V59H181ZM181 60H179V61H181ZM185 60H187V59H185ZM192 60V59H191ZM195 60V59H194ZM245 60V59H244ZM28 61V60H27ZM31 61V60H30ZM50 61V60H49ZM59 61V60H58ZM65 61V60H64ZM88 61V60H87ZM85 62V63H87L88 65H89V61L88 62ZM100 61H101V58H100ZM115 61V63H117L116 62V60H114ZM117 61H121V57H119V58H117ZM177 61V60H176ZM178 61V62H179ZM190 61V60H189ZM203 61V60H202ZM215 61H217V60H215ZM223 61H225V60H223L222 59V62ZM239 61H241V60H239ZM18 62V61H17ZM32 62V61H31ZM48 62V61H47ZM80 62V61H79ZM78 62V63H79ZM96 62V61H95ZM94 61H92L91 63H92V65H89V66H92V67H94V70L93 71H89V69H91V67L90 68H88V71L90 72V74H89V77L91 78V79H97V78H103V75H105V74H101L100 73V71H101V67L102 66H100V64H97V62L95 63ZM106 62V63H105ZM113 62V61H112ZM122 62H124V61H122ZM172 62V61H171ZM174 62V61H173ZM178 62L177 63H173V64H171L169 67H168V69H169V71H171L170 73H173L172 71H174L173 70V68L174 67H177V64H178ZM188 62V61H187ZM187 62H185L184 61V63H186V65H188V63ZM198 62H200V61H198ZM208 62V61H207ZM222 62H220V63H222ZM232 62V61H231ZM230 62V63H231ZM234 62V61H233ZM7 63V61L5 60V63L4 64H6ZM145 65H147V67H150L151 65L149 64V61L147 60V58L145 59ZM163 63V62H162ZM181 63V62H180ZM209 63V62H208ZM211 63V62H210ZM226 63H228L229 64V62H226ZM3 64V63H2ZM46 64V63H45ZM112 64V63H111ZM113 64H114V62H113ZM121 63H119V65H120ZM165 64V66H167L166 64L167 63H164ZM169 64V63H168ZM194 64V63H193ZM197 64V63H196ZM200 64V63H199ZM199 64H197L196 66L194 65V66H192L191 68L189 67V69L184 65V66H180V64H178L179 66H180V72H181V74L182 75H187V77L189 78L190 77V80H193V82H194V84L193 85H191V86H193L189 91L188 90H186L185 92H183V94L178 98V99H180V103L178 102H175V104L174 103H168V106L167 107H165V109L164 108H161V105H159L160 107H157V108H160V109H162V110H166V112L167 111H176V112H180V115L182 116V118L184 119L182 122H185V121H187V127H185L184 125H181L182 124V122L181 123H179V124H175V125H172L170 128H169V130L170 131H173V130H175V131H177L176 133L178 134L177 136V139L176 140H173L172 142H170V143H168V141H167V147H166V155H167V157H169V158H172L174 161L175 160H179V159H181V154L180 153H183L184 155H188V156H190V154L191 153H194L195 151L196 152H201V154L199 153V154H197L196 155V157L197 156H202V155H205V154H207V156H203L204 158L205 157H207L206 159L208 160V162L206 161V163L204 162H202V163H199L198 161L199 160H197L198 159V157L196 158L195 157V155H191L188 159L190 160V162H188V164H189V166H188V168H186L187 166H180L179 168H178V172H168V169L167 168H165V167H167L168 165H169V163H168V161H166V160H164V161H162V160H160L161 158H158V160H156L155 161V166H160V171L158 172V174L157 175H153L154 174V171H153V169H151L150 170V168H149V170H150V172H148L147 171V167L145 166V164L147 165V163H148V158H140L139 160H140V162H138V164H140L142 167L141 168H134L133 166V168L134 169H136V171H131V168H130V171L132 172H130L129 171V173L131 174L130 176H129V178L128 179H126L127 181H126V183H127V186L125 187V185H124V189L122 190V191H120L121 193H129V191H127V188H128V190H129V188L131 187V186H134V188H132V191H134L135 193L132 195V197L130 196H127L128 198H130V200L132 201V205H131V207H133V204H134V207L136 208L135 210H136V212L135 213H139V215H138V213L137 214H135V213H130V211H125V214L126 215H131V216H133V218H131V216H130V218H131V227H133L134 229H139V226L138 227H135L136 226V224H138V225H140V227H142V225L144 226H149V224H148V221L147 222H145V219H148V217L151 215H149V209H152L155 213H154V215H155V217H156V219H157V217L159 218V219H161V218H163L164 219V221L165 222H172L171 224L172 225H174L175 224V218L177 217V216H174L175 215V213L176 212H171V213H169V211H171L173 208H174V206H175V204H176V201L177 200H179V198L180 197H189V191L187 190H184L185 188H183L182 186H181V184H180V187H182L183 188V190L185 191V192H180V190H178V189H173L172 187H171V189H173V190H170V197L168 198L167 197V195L165 194H163L162 192H161V194L162 195H160V194H158V195H160V197L158 198L157 196H156V194H157V192H155L156 194H155V196L158 198V200H155L154 202H149L148 200L144 203V202H142L143 200H142V189L144 188L145 190H146V192L147 191H151L152 190V192H153V190L157 187V185L159 184V186H160V188L163 186L164 188H166L165 186H167L168 187V185L169 184H171V185H169V186H172V185H174V184H176L177 182H181V180L184 178V177H191V176H193L194 177V179H191L190 181V183H189V185L190 184H192V185H190V186H192L193 188H194V190H197V191H201V193L203 194V195H201V196H203V198L202 199H200L199 201L197 200V202L198 203H196V201H193L191 204H190V208L189 209H187V211L185 212V214L183 213V215L184 216H186V215H188V210H190V209H192V211L191 212H197V211H200V209L201 208H204V210H208L209 208V210H210V216L209 217H205L206 215H203L202 217H203V219H202V221H200V222H202V223H200V222H198V223H200V226H202L203 228H204V230H205V234L207 233V234H211V233H214V235L216 234L215 232L216 231H218L219 230V232H218V234L219 233H221L220 235L222 236V237H217V239H215V240H208V239H206V238H203V240L201 239V238H198V236L197 235H199V233H201L202 231H199V230H196V228L195 227H193V228H191V229H189V230H186L185 229V227H184V229H183V227L181 228V229H183L184 231H182V233H178L177 234V232L175 231V234L174 233H170V232H168L166 229H165V232L167 231L168 233H165V232H161V234H159V231L158 230H152V236L151 237H149V239L147 240V241H145V243H144V247H145V249H144V251H147L146 252V255L144 256V257H146V261H145V264H147V263H151V261L154 263V261H156V260H154L153 259V257H155L154 255L155 254H163L164 255V258H168L169 260V262H170V264H181V260H184L185 259V257H191L192 256V253L191 254H184L183 253V251L182 252H180L179 253V257L180 258H177L176 257V255H177V253H172L173 252V248L175 247V246H178L181 242L183 243H185V241H190V243L192 242V243H198L199 241H201V249H199L198 250V254H197V264H259V262H255V263H253L252 261V259H254L255 260V258L256 257H258V255L259 254H261V253H264V200H261L260 198V201L258 202L257 200H253V199H250L249 201H247V203H242V204H240L239 203V197H241L240 195H239V189H245L246 187H247V185L248 186H250L249 188L250 189H253L252 187H254L255 188V186L258 184V183H260V182H264V176H262V177H260V175L258 174V176L259 177H255V176H250V175H253V174H251V171L249 170V168H248V166H249V161L251 162V166L250 167H252V169H253V171L255 170V168H257V164H261V163H263V164H261V168H262V170H264V158H262L261 156V154H263L262 152H263V150H264V94H263V91H264V68L262 67L261 69H255L256 67H258V65L256 64V63H253V58H248L247 57V59H246V61H241L240 63H237V61H236V64H232V65H236L234 68L236 69V70H239L240 69V71H236V72H238L239 73V75H238V77L236 78V80H234L232 83L233 84H230L229 82V84L228 83H225V84H220V82L218 83V81H215L214 80V82H212V83H214V87L213 86H211V81L210 80H208V78H207V80L206 79H199V80H197L198 78L197 77H199V76H194L193 75V73H196L197 71L200 73L201 71H200V65ZM228 64L226 65V66H228ZM238 64V65H237ZM263 64V63H262ZM32 65V64H31ZM80 65V64H79ZM85 65V64H84ZM102 65V64H101ZM142 65H144V64H141V66ZM160 65V64H159ZM192 65V64H191ZM191 65H189V66H191ZM230 65V64H229ZM255 65H257L256 67H255ZM0 66H3V65H1L0 64ZM5 66V65H4ZM3 66V67H4ZM7 66V65H6ZM12 65H8L7 66V68H6V72L3 70V72H5L4 73V75L3 74H0V75H2V76H4V77H6V79L3 77V79L4 80H6V81H3L4 83L0 86V88H3V87H6V89H5V91H7V92H5V93H7L8 94V97L11 99V104L9 105H7V104H5L4 102H6L7 100L5 99V101L3 102V104L1 103V105H0V117H4V118H6V119H8L9 121H10V123L11 124H18L19 122H21L24 118H25V115L27 114V115H32V114H34V112H35V110H36V112H39V109H38V107L39 106H36L37 104H39V103H34V101H33V99L35 98V94H34V92L35 91H32L30 88L28 89L26 86H28V84H26V86H24L27 90H26V92L25 93H22V92H20V91H16V92H19L22 96H20V98H19V101L18 100H16L15 98H17L18 97V95H12L14 92V90L12 91V93L10 92L11 91V89H14V85L16 84L18 87H23L22 86V83L24 82V77H25V75L23 74V73H20V72H18V73H16L15 71H13L11 68ZM29 66V68L27 69H25V70H31V67H30V65L28 64L27 65V67ZM76 66H78V65H76ZM100 66V67H99ZM123 66V65H122ZM211 68H214V71H224V68H226V66L222 63L221 65H219L218 63L217 64H215V63H211L210 65H209ZM2 67V68H3ZM38 67V66H37ZM79 67H81V66H79ZM79 67H77V68H79ZM111 66H109V68H110ZM113 67V66H112ZM143 67V66H142ZM163 67V66H162ZM260 67V66H259ZM63 68V67H62ZM100 68V69H99ZM103 68V67H102ZM151 68V67H150ZM200 68V69H199ZM207 68V67H206ZM211 68H209V69H211ZM229 67H227V69H228ZM231 68H233V66H231ZM146 69H148V68H146ZM146 69H144V68H140V69H138V72L139 73H141V74H146V76L148 77V75L149 76H151L150 75V72L151 71H148V70H146ZM230 69V68H229ZM83 70V69H82ZM103 70H104V68H103ZM109 70V69H108ZM24 71V70H23ZM37 71V70H36ZM130 71H132V70H130ZM156 73H157V75L158 74H160V73H162L163 72V70H162V68H160V67H157V69H156ZM164 71H166V70H164ZM168 71V72H169ZM179 71V70H178ZM1 72V71H0ZM2 72V73H3ZM103 72V71H102ZM113 72V71H112ZM70 73H72V72H70ZM104 73H106L105 71H104ZM12 74H14V75H12ZM16 74V75H15ZM73 74V76L71 75V77H72V80L74 81L78 76H80V77H82V76H84L85 77V74H84V71H82L81 73L79 72V74H76L75 75V73L73 72L72 73ZM107 74V73H106ZM113 74V73H112ZM118 74V73H117ZM133 74V73H132ZM135 74V73H134ZM137 74V73H136ZM180 74V75H181ZM201 74V73H200ZM208 74V73H207ZM210 74V73H209ZM225 74V73H224ZM242 74H245V76H247V80H250V82L248 81V82H246L245 80H243L240 76L242 75ZM172 75V74H171ZM170 75V76H171ZM177 75H178V73H177ZM196 75V74H195ZM213 75V74H212ZM217 75V74H216ZM223 75V74H222ZM230 74H228V76H229ZM2 76H0V77H2ZM48 77H49V75H47ZM108 76V75H107ZM111 76V75H110ZM114 76V75H113ZM120 76V75H119ZM118 76V77H119ZM153 76V75H152ZM151 76V77H152ZM155 76V75H154ZM205 76V75H204ZM57 77V76H56ZM83 77V78H84ZM109 77V76H108ZM117 77V78H118ZM128 77L129 76H127L126 78L128 79ZM132 77H134V76H132ZM146 77V78H147ZM151 77H149V85L151 84V83H153L154 81L151 79ZM177 77V76H176ZM203 77V76H202ZM231 77V76H230ZM243 77V76H242ZM50 78V77H49ZM110 78V77H109ZM116 78V79H117ZM121 78V77H120ZM154 78V77H153ZM201 78V77H200ZM227 78V77H226ZM0 79H2V78H0ZM88 79V78H87ZM91 79H89V80H91ZM126 79V80H127ZM133 79H135V77L133 78ZM143 79V78H142ZM182 79H184V78H182ZM210 79V78H209ZM212 79V78H211ZM72 80H70V82L72 81ZM144 80V79H143ZM161 80V79H160ZM219 80V79H218ZM0 81H2V80H0ZM43 81V80H42ZM55 81H57V80H55ZM60 81V80H59ZM58 81V82H59ZM77 81V80H76ZM88 81V80H87ZM93 81V80H92ZM96 81V80H95ZM107 80L105 79V82H106ZM116 81V80H115ZM118 81V80H117ZM121 81V80H120ZM127 81H129V80H127ZM127 81L125 82V83H127ZM147 81V80H146ZM261 82L260 84H258V82ZM28 82V81H27ZM39 82V81H38ZM37 82V83H38ZM63 82V81H62ZM90 82V81H89ZM101 82H102V80H101ZM143 82V81H142ZM173 82V81H172ZM180 82H182V81H180ZM179 82V83H180ZM25 83V82H24ZM40 83V82H39ZM116 83V82H115ZM144 83V82H143ZM142 83V86L144 85ZM163 83V82H162ZM167 83V82H166ZM169 83V82H168ZM51 84V83H50ZM58 84V83H57ZM70 84V83H69ZM68 84V85H69ZM98 84V83H97ZM104 84V83H103ZM108 84V83H107ZM118 84H119V82H118ZM122 84H124V83H122ZM140 84H141V82H140ZM164 84V83H163ZM175 84V83H174ZM31 85V84H30ZM39 85V84H38ZM45 85H47V84H45ZM61 85V84H60ZM75 85V84H74ZM127 86H128V84H126ZM148 85V84H147ZM149 85L147 86V87H143L142 88V86H139L138 84H137V86H136V91H133V90H131L130 89V87L128 86V87H124V89L123 90H125L126 89V91H131L130 92V94H128V92L126 93V94H128V95H124L125 97L123 98V97H121V98H123V100L121 101V102H119V100L117 101V102H119V105H113L112 107H107V102L105 103L106 105L105 106H102L101 108H103L105 111H107L106 113L107 114H105L104 116H107L106 118H108L107 120L109 121L111 118L113 119V117H119V119H123V118H127L128 120H126L125 119V121L127 122V125L125 126V129H122V130H124V131H126V128L128 127V125H129V120H130V118L133 116V114H135V113H137L136 111L137 110H130V108H129V106H130V104L131 103H133L132 101L135 99L134 98V95H136L135 93L137 92V91H140V92H143L144 93V90L145 89H150V87H149ZM152 85V84H151ZM161 85V84H160ZM165 85V84H164ZM163 85V86H164ZM173 84H171V85H169V86H171V87H173L172 86ZM180 85V84H179ZM187 85V84H186ZM17 86H16V88H17ZM53 86V85H52ZM59 86V85H58ZM112 86V85H111ZM110 85H108V87H106V89L105 90H100L98 93V95L99 96H101L102 94L104 95V96H106L107 97V95L110 93L109 91H113L112 90V87H111ZM120 86V85H119ZM162 86V85H161ZM167 86V85H166ZM166 86L164 87V88H166ZM181 86V85H180ZM55 87V86H54ZM70 87V86H69ZM71 87H72V85H71ZM123 87V86H122ZM141 87V88H140ZM153 87V86H152ZM154 87H155V85H154ZM183 87V86H182ZM211 87H213L214 88V90H211V89H213V88H211ZM74 88V87H73ZM78 88H79V86H78ZM83 88V87H82ZM121 88V87H120ZM133 88V87H132ZM139 88V89H138ZM162 88V87H161ZM161 88H160V90H161ZM185 88V87H184ZM18 89V88H17ZM21 89V88H20ZM49 89V88H48ZM47 89V90H48ZM90 89V88H89ZM93 89V88H92ZM102 89V88H101ZM118 89V88H117ZM155 89H156V87H155ZM163 89V88H162ZM167 89H168V86H167ZM10 90V91H9ZM19 90V89H18ZM25 90V89H24ZM43 90V89H42ZM76 90V89H75ZM114 90H116V89H114ZM151 90V89H150ZM152 90H153V88H152ZM158 90H159V88H158ZM1 91V90H0ZM65 91V90H64ZM148 91V90H147ZM146 91V92H147ZM162 91V90H161ZM161 91H160V93H161ZM88 92H90L89 90H88ZM94 92V91H93ZM96 92V91H95ZM157 92V91H156ZM168 92V91H167ZM47 93V92H46ZM80 93V92H79ZM142 93V94H143ZM169 93V92H168ZM216 93H218V95H216ZM6 94V95H7ZM19 94V95H20ZM44 94V93H43ZM48 94H49V92H48ZM61 94V93H60ZM87 94V92L85 93V95ZM94 94V93H93ZM112 94V93H111ZM110 94V95H111ZM138 94H140V93H138ZM137 94V95H138ZM181 94V93H180ZM232 94H234V96L235 97H237L236 98V101H234V102H232L233 101V99H232V97H230V95H232ZM6 95H4V96H6ZM58 95V94H57ZM82 95V94H81ZM97 95V96H98ZM136 95V96H137ZM161 95V94H160ZM159 95V96H160ZM164 95V94H163ZM163 95H161V96H163ZM169 95V94H168ZM196 96L198 99H197V101L196 102H192L193 103V105H192V109L191 110H189V109H187L186 107H184V103L182 104L181 103V101H187L188 100V98L189 97H191V96ZM45 96H47V95H45ZM86 96H88V95H86ZM91 96V95H90ZM96 96V99H94V100H92V102H91V104H92V106H95V105H97L96 104V101H97V97ZM114 96V95H113ZM118 96V95H117ZM141 96V95H140ZM149 96V95H148ZM148 96H146V97H148ZM150 96H152V95H150ZM153 96H154V94H153ZM161 96H160V98H161ZM192 96V97H193ZM81 97V96H80ZM94 97V96H93ZM119 97V96H118ZM165 97H167V96H165ZM164 97V98H165ZM178 97V96H177ZM191 97V98H192ZM37 98V97H36ZM43 98V97H42ZM50 98V97H49ZM67 98V97H66ZM105 98V97H104ZM114 98V97H113ZM145 98V97H144ZM159 98V97H158ZM190 98V99H191ZM195 98V97H194ZM225 99L223 102H224V104L225 105H227L228 104V111L229 110H233V111H229L228 113H229V115H231L232 116V119H230L229 120V118L228 117H224L223 116V114H228V113H226L227 112V106L226 107H224L222 104H223V102H222V99ZM4 99V98H3ZM43 99H45V98H43ZM55 99V98H54ZM99 99H100V97H99ZM120 99V98H119ZM162 99V98H161ZM166 100H167V98H165ZM231 99H232V101H231ZM35 100V99H34ZM42 100V99H41ZM40 100V101H41ZM52 100V99H51ZM74 100V99H73ZM78 100V99H77ZM76 99H75V101H77ZM91 100V99H90ZM102 100V99H101ZM115 100V99H114ZM121 100V99H120ZM135 100H137V101H139V99H135ZM142 100V99H141ZM140 100V101H141ZM144 100V99H143ZM174 100H176L175 98H174ZM67 101V100H66ZM106 101H107V99H106ZM152 101V100H151ZM156 101H158V100H156ZM164 101V100H163ZM192 101H194V100H192ZM232 102L230 105H229V102ZM238 101H240V102H238ZM25 102H27V105H28V107L27 106H25V104H23V103H25ZM36 102V101H35ZM41 102H44V101H41ZM51 102V101H50ZM81 102V101H80ZM147 103H149L150 101H146ZM167 102V101H166ZM188 102H190L189 100H188ZM222 102V103H221ZM56 103V102H55ZM74 103V102H73ZM101 103H102V101H101ZM112 103V102H111ZM135 103V102H134ZM137 103V102H136ZM140 103V102H139ZM146 103V104H147ZM152 103V102H151ZM164 103V102H163ZM46 104V103H45ZM53 104V103H52ZM58 104H59V102H58ZM65 104V103H64ZM75 104V103H74ZM109 104V103H108ZM159 104H161V103H159ZM188 104V103H187ZM50 105V104H49ZM73 105V104H72ZM86 105V104H85ZM110 105V104H109ZM132 105V104H131ZM135 105V104H134ZM137 105V104H136ZM139 105V104H138ZM141 105H143V103L141 104ZM152 105V106H151ZM149 107L152 109V107H153V104H151ZM70 106V105H69ZM148 106V105H147ZM155 106H157V105H155ZM163 106V105H162ZM87 107H88V105H87ZM132 107V106H131ZM143 107V106H142ZM146 107V106H145ZM28 108L30 109V112L28 111ZM133 108H135V107H133ZM133 108H131V109H133ZM140 108V107H139ZM47 109V108H46ZM45 109V110H46ZM103 109H101V110H103ZM135 109H137V108H135ZM145 109V108H144ZM41 110V109H40ZM65 110H67V112H68V109H65ZM69 110H70V108H69ZM75 110H76V108H75ZM100 110V109H99ZM49 111H50V109H49ZM145 111H147V110H145ZM149 111V110H148ZM171 111V112H172ZM43 112H44V110H43ZM42 112V113H43ZM67 112H66V115H67ZM72 111L70 110V113H71ZM138 112H141V111H139L138 110ZM82 113V112H81ZM92 113V112H91ZM143 112H141V113H139L140 115L142 114ZM151 113V112H150ZM249 113L251 114V116H249ZM38 113H36V115H37ZM72 114V113H71ZM76 114H78V111L76 112V111H74L73 112V115L75 116ZM154 114H156V113H154ZM167 114H169V112H167ZM238 114H241L242 116L243 115H248V117H245L244 116V124L243 125H241V122H237V121H239L240 120V118H239V120H237L236 121V118H233V117H236ZM42 115V114H41ZM79 115V114H78ZM94 115V114H93ZM144 115V117L142 118L141 116H140V119L142 118V124H143V127H141L140 128V126L138 127L137 126V128H132L131 126H130V128H129V130L127 131L128 132V139H133L134 138V140H132V143H131V145H128V146H130L129 148H132V150L134 151V153H137L138 152V154H140V155H142V153H144V145L143 144H145V143H143V142H141V143H143L142 145L140 144V146H142V148L143 149H141V147H139V145L138 144H136V143H138L140 140H139V137L140 136H145V138L146 137H148V138H146L147 140L150 138L149 137V135H150V132H147V130L149 129V130H151L152 132H154V134H155V136H156V139L154 140V141H152L151 143V148L152 147H156V146H163L164 145V143H165V141L167 140H163V141H159V138H161V137H159V135L161 134V135H163V133H165L168 129V127H169V125L168 124H171V123H168L167 124V122H166V125L163 123V121H160L159 119H161L160 118V116H161V114H160V116L158 117L157 115L155 116L154 115V117H151L150 118V115H149V112H148V114L147 113H145V114H143ZM166 115V114H165ZM44 116V115H43ZM46 116V115H45ZM224 118H223V117ZM27 117V116H26ZM68 117V116H67ZM73 117V116H72ZM80 117V116H79ZM238 117H239V115H238ZM32 118V117H31ZM64 118V117H63ZM63 118H61V119H63ZM75 118V117H74ZM139 118V117H138ZM33 119V118H32ZM38 119H40V118H38ZM49 119V118H48ZM65 119V118H64ZM101 119V118H100ZM103 119V118H102ZM105 119V118H104ZM181 119V118H180ZM7 120V121H8ZM27 120V119H26ZM52 120V119H51ZM55 120V119H54ZM88 120V119H87ZM90 120V119H89ZM97 120V119H96ZM106 120V119H105ZM117 120V119H116ZM182 120V119H181ZM1 121V120H0ZM4 121H5V119H4ZM24 121V120H23ZM45 121V120H44ZM91 121V120H90ZM104 121V120H103ZM102 121V122H103ZM107 121V122H108ZM113 121V120H112ZM114 121H115V119H114ZM113 121V122H114ZM140 121V120H139ZM174 121H176V120H174ZM50 122H52V121H49V123ZM67 122H69V121H67ZM105 122V121H104ZM107 122H105L106 123V126H107V124L109 123H107ZM135 122V121H134ZM169 122V121H168ZM8 123V122H7ZM29 122H27L26 124H28ZM30 123H32V122H30ZM88 124V126H91L92 125V123L90 122H87ZM112 123V122H111ZM116 123V122H115ZM119 123H121V122H119ZM139 123V122H138ZM177 123V122H176ZM240 123V124H239ZM45 124H46V122H45ZM44 124V125H45ZM56 124H57V122H56ZM93 124H94V122H93ZM104 124V123H103ZM103 124H101V126L103 125ZM122 124H124V123H122ZM140 124V123H139ZM192 124H196L194 127L193 126H191ZM20 125V124H19ZM24 125V124H23ZM29 125V124H28ZM72 125V124H71ZM80 125V124H79ZM26 126V125H25ZM52 126V125H51ZM87 126V127H88ZM110 125L108 124V127H109ZM15 127H17V126H15ZM22 127V126H21ZM40 127V126H39ZM41 127H43V126H41ZM83 127V126H82ZM82 127H80V128H82ZM93 127V126H92ZM92 127H90L89 129H92ZM104 127V126H103ZM134 127H136L135 125H134ZM23 128V127H22ZM44 128V127H43ZM51 128V127H50ZM62 128L65 130V128L64 127H61L60 128V130H62ZM79 128V129H80ZM105 128V127H104ZM120 128H122L121 127V124H117L116 126H114V127H112V128H110L111 130H113V131H116V133H117V130L119 131V129ZM39 129V128H38ZM45 129H48V128H45ZM88 129V130H89ZM167 129V130H166ZM8 130V129H7ZM34 130H36V129H34ZM55 129H53V131H54ZM94 130H96V129H94ZM104 130H108V129H104ZM27 131V130H26ZM44 131V130H43ZM70 131V130H69ZM72 131H74V130H72ZM78 132L77 133H80L81 131H79V130H77ZM84 131V130H83ZM89 131H91V130H89ZM109 131V130H108ZM14 132V131H13ZM32 132V131H31ZM48 133H50V134H52L51 132H49V131H47ZM85 132H87V129L85 130ZM93 132V131H92ZM28 133V132H27ZM48 133H44V134H42V136H44L45 134L47 135ZM76 133V132H75ZM88 133V132H87ZM91 133V132H90ZM95 133V132H94ZM113 133V132H112ZM119 133V132H118ZM123 134H125L124 132H122ZM168 133V132H167ZM173 133V132H172ZM7 134V133H6ZM41 134V132L39 133V135ZM53 134H55V133H53ZM84 134H86V133H84ZM169 134V136H170V133H168ZM167 134V135H168ZM17 135V134H16ZM16 135H14V136H16ZM24 135H25V133H24ZM27 135V134H26ZM29 135H30V133H29ZM31 135H33V134H31ZM36 135V134H35ZM45 135V136H46ZM55 135H57V133L55 134ZM59 135V134H58ZM63 135V134H62ZM65 135H67L66 133H65ZM82 135V134H81ZM88 135L89 134H87V138L89 139V137H88ZM100 135V134H99ZM110 135V134H109ZM112 135V134H111ZM118 134H116V136H117ZM166 135V134H165ZM165 135H164V137H165ZM166 135V136H167ZM207 135H211V137L210 138H208V136ZM52 137H53V135H51ZM64 136V135H63ZM84 136V135H83ZM113 136H114V134H113ZM123 136V135H122ZM175 136V135H174ZM29 137V136H28ZM40 137V136H39ZM76 137V136H75ZM108 137V136H107ZM2 138V137H1ZM8 138V137H7ZM34 138V137H33ZM32 138V139H33ZM38 138V137H37ZM55 138V137H54ZM73 138V137H72ZM87 138H85V139H87ZM91 138V137H90ZM98 138H100V137H98ZM101 138H103V137H101ZM116 138V137H115ZM127 138H125L126 140H127ZM141 138V137H140ZM144 138V137H143ZM143 138H141V140H143ZM172 139H173V135H172V137H171ZM208 138V139H207ZM14 139V138H13ZM39 139H43V137L42 138H39ZM46 139V138H45ZM83 139V138H82ZM122 139V138H121ZM124 139V140H125ZM175 139V138H174ZM207 139V140H206ZM209 139H210V141H209ZM229 139H230V149H229V147L227 148V142L229 141ZM49 140H51L52 141V139H49ZM78 140V139H77ZM80 140V139H79ZM102 140V139H101ZM107 140V139H106ZM113 140V139H112ZM116 140V139H115ZM129 140V141H130ZM136 140H138V142H136ZM31 141V140H30ZM34 141V140H33ZM45 141V140H44ZM44 141H42V143L44 142ZM95 141H96V138H95ZM119 141L121 142V140L119 139ZM128 141V142H129ZM185 141V142H184ZM209 141V142H208ZM254 141H256V142H258L259 143V141H262V144H263V146L262 147H260L258 150H260V152L259 151H257V149H256V147L255 146H252V143L254 142ZM1 142V141H0ZM46 143L47 142H49V141H45ZM44 142V143H45ZM58 142V141H57ZM63 142V141H62ZM76 142V141H75ZM74 142V143H75ZM94 142V141H93ZM112 142V141H111ZM116 142H117V140H116ZM180 142H183V144L180 146L179 144H180ZM256 142H254L253 144H255ZM13 143H14V141H13ZM16 143V142H15ZM39 143V145H40V143H41V141H39L38 142ZM44 143H43V145H44ZM55 143V142H54ZM78 143V142H77ZM98 143H100V142H98ZM115 143V142H114ZM130 143V142H129ZM4 144V143H3ZM28 144V143H27ZM30 145H31V143H29ZM65 144V143H64ZM63 144V145H64ZM84 144V143H83ZM82 144V145H83ZM109 144H110V142H109ZM109 144H106V146H105V149L104 150H101V151H107V152H109V154L111 153V151H114L115 152V154L117 155L118 153H122L123 151H125V148L123 149L122 148V146H120L119 145V143L117 144V146L116 147H112L111 145H109ZM149 144V143H148ZM186 144H188V147H186ZM8 145H10V144H8ZM13 145H15V144H13ZM35 145V144H34ZM38 145V146H39ZM43 145H41V146H43ZM48 145V144H47ZM105 145V144H104ZM199 145H201V147L199 148L198 146ZM1 146H2V143H1ZM41 146H39V147H41ZM55 146V145H54ZM70 146V145H69ZM78 146H80V145H78ZM84 146V145H83ZM99 146H101L102 147V145H98V146H96L97 148L99 147ZM125 146V145H124ZM145 146H147V145H145ZM197 146V147H196ZM250 146V147H249ZM7 147V146H6ZM15 147H17L16 145L13 147V149H11V150H14L15 149ZM71 147V146H70ZM75 147V146H74ZM77 147V146H76ZM75 147V150L77 149ZM81 147V146H80ZM85 148H87L86 146H84ZM196 147V149H194ZM23 148V147H22ZM35 148V147H34ZM49 148H52V147H49ZM79 148V147H78ZM103 148H104V146H103ZM128 148V147H127ZM128 148V149H129ZM4 149V148H3ZM54 149V148H53ZM80 149V148H79ZM79 149H77V150H79ZM82 149V148H81ZM160 149V148H159ZM262 149V150H261ZM66 150V149H65ZM84 150V149H83ZM82 150V151H83ZM88 150H89V148H88ZM87 150V151H88ZM219 150H222V153H227V152H234V154L236 155L235 157L236 158H238L239 159V157H243V159H247L248 160V162L246 161V165H243L244 164V162L245 161H243V164H242V166H239L238 168L236 167H232V166H230L229 164H227V163H225L223 160H217L218 158H216L217 156H214L213 154H215V152L216 151H219ZM224 150V151H223ZM6 151V150H5ZM16 151V150H15ZM15 151H13V152H15ZM31 151V150H30ZM67 151H68V149H67ZM136 151V152H135ZM149 151H152L153 152V150H149ZM155 151V150H154ZM164 151V152H165ZM204 151V152H203ZM209 151V152H208ZM1 152V154L3 153L2 151H0ZM20 152V151H19ZM38 152V151H37ZM40 152V151H39ZM53 152V151H52ZM58 152V151H57ZM69 152V151H68ZM68 152H67V154H68ZM125 152H128L127 150L125 151ZM140 152V153H139ZM159 152H161V150L159 151ZM41 153H43V152H41ZM48 153V152H47ZM66 153V152H65ZM75 153V152H74ZM133 152H130V154H132ZM146 154L145 155H147V151L145 152ZM162 153V152H161ZM0 154V162H4L5 160H7V162L5 163V164H7V166H5L4 165V163L1 165V167H0V170L2 171V169H6V170H12V172H16L17 173V171L18 170H23V174H24V176L27 174L26 173V168L27 167H29L30 165H31V161L30 162H28V163H24L25 162V158L24 159H13L12 157H10V158H5L4 157V159H3V156ZM32 154V153H31ZM56 154V153H55ZM58 154V153H57ZM71 154H73V153H71ZM78 154V153H77ZM103 154V153H102ZM105 154V153H104ZM107 154V153H106ZM105 154V155H106ZM112 154V153H111ZM115 154H113L114 156H115ZM149 154H151L152 155V153H149ZM148 154V155H149ZM231 154V153H230ZM258 154H260V155H258ZM35 155V154H34ZM59 155V154H58ZM99 155V154H98ZM123 155H124V153H123ZM180 155V156H179ZM184 155H183V157H184ZM187 155H186V158H187ZM224 155V154H223ZM226 155V154H225ZM12 156V155H11ZM36 156H37V154H36ZM42 156H44V155H42ZM57 156V155H56ZM68 156H70V155H68ZM73 156V155H72ZM93 156V155H92ZM102 157H103V155H101ZM100 156V157H101ZM110 156H112V155H110ZM113 156V157H114ZM118 156V155H117ZM126 156V155H125ZM131 156V155H130ZM130 156H127V157H130ZM133 156H136V154H134ZM161 156L163 157L164 155H162L161 154ZM8 157V156H7ZM29 157V156H28ZM85 157V156H84ZM83 157V158H84ZM96 157V156H95ZM99 157V156H98ZM127 157H125L126 159H128ZM132 157V156H131ZM156 158H157V154H156V156H155ZM165 157V156H164ZM163 157V158H164ZM203 157H200V158H203ZM234 157V156H233ZM22 158V157H21ZM72 158V157H71ZM85 158H87V161H88V159L91 161V160H93V158H91V157H85ZM97 158V157H96ZM107 158V157H106ZM117 159H119L118 157H116ZM121 158V157H120ZM138 158V157H137ZM150 158V157H149ZM151 158H153V157H151ZM186 158H185V160H186ZM191 158V159H190ZM221 158H224L223 156L221 157ZM225 158H227V157H225ZM229 158V157H228ZM67 159H70V157L69 158H67ZM78 159V158H77ZM114 159V158H113ZM126 159H124V160H126ZM132 159V158H131ZM171 159V160H172ZM183 159V158H182ZM187 159V160H188ZM205 159V160H206ZM234 159V158H233ZM242 159V158H241ZM4 160V161H3ZM78 160H80V159H78ZM98 160V159H97ZM102 160H104V159H102ZM151 160V159H150ZM154 160V159H153ZM203 159H201V161H202ZM232 160V159H231ZM230 160V161H231ZM51 161V160H50ZM55 161V160H54ZM63 161H65V163H66V160H63ZM67 161H69V160H67ZM70 161H71V159H70ZM74 161V160H73ZM99 161H101L100 159H99ZM105 161V160H104ZM127 161V160H126ZM125 161V162H126ZM200 161V162H201ZM33 162V161H32ZM83 162V161H82ZM81 162V163H82ZM85 162V161H84ZM93 162H95L96 163V160L95 161H92V164H88L87 165V167H89V170H90V167L91 166H94L95 165V163H93ZM103 162V161H102ZM107 162H110L109 163V165L110 166H112L113 167V170H114V168L116 167V168H119V172L120 171H123L124 170V168H123V170H121V167H119V164H117V163H120L118 160H107ZM107 162H105V164L107 163ZM124 162V161H123ZM122 162V164H124ZM173 162V161H172ZM171 162V163H172ZM177 162V161H176ZM198 162V163H197ZM232 162V161H231ZM235 162H239V161H235ZM235 162H233V164L235 163ZM261 162V163H260ZM89 163V162H88ZM151 163H153L154 164V162L152 161ZM150 163V164H151ZM164 164V166L162 167L161 166V164ZM179 163H182V162H179ZM178 163V164H179ZM46 164H47V162H46ZM49 164V163H48ZM70 164H72V162L70 163ZM102 163H100V165H101ZM104 164V163H103ZM137 164V165H138ZM152 164V165H153ZM185 164V163H184ZM183 164V165H184ZM203 164V165H202ZM206 164V165H205ZM36 165V164H35ZM57 165V164H56ZM82 165H83V163H82ZM81 165V166H82ZM97 165H99V164H97ZM116 165H118V166H116ZM126 165V164H125ZM134 165V164H133ZM136 165V166H137ZM172 165V164H171ZM176 165H177V163H176ZM207 165H209V166H207ZM239 165V164H238ZM237 165V166H238ZM45 166V165H44ZM72 166V165H71ZM77 166H78V164H77ZM108 166V165H107ZM139 166V165H138ZM150 166V165H149ZM172 166H174V165H172ZM36 167V166H35ZM40 167V166H39ZM62 167V166H61ZM84 167V166H83ZM131 167V166H130ZM260 167V166H259ZM32 168V167H31ZM34 168V167H33ZM52 168V167H51ZM66 168V167H65ZM70 168H72V167H70ZM81 168V170H82V167H80ZM85 168H86V166H85ZM95 168H97V167H95ZM99 168V167H98ZM102 168V167H101ZM109 168H111V167H109ZM155 168V167H154ZM192 168H194V170L192 169ZM261 168H260V170H261ZM78 170H79V168H77ZM258 169V168H257ZM38 170H39V168H38ZM44 170V172H45V168H41V171H43ZM58 170H59V168H58ZM66 170L68 171V168H66ZM65 170V171H66ZM81 170H79V171H81ZM102 170L103 171H105L104 170V168H102ZM112 170V171H113ZM169 170H170V168H169ZM173 170H176V168H173ZM204 170V172L202 173V171ZM28 171H29V168H28ZM35 171V170H34ZM52 171V170H51ZM73 171V170H72ZM101 171V170H100ZM99 170H98V173L100 172ZM110 171V170H109ZM111 171V172H112ZM127 172H128V170H126ZM125 171V172H126ZM3 172V171H2ZM4 172H6V171H4ZM19 172V171H18ZM38 173L40 172V171H37ZM47 172V171H46ZM57 172V171H56ZM64 172V171H63ZM86 172H87V170H86ZM97 172V171H96ZM116 172V171H115ZM115 172H113V173H115ZM255 172V171H254ZM257 172H258V170H257ZM256 172V173H257ZM260 172V171H259ZM262 172V174L261 175H263V171H261ZM26 173V174H25ZM69 173V172H68ZM70 173H72V172H70ZM83 173H85V172H83ZM88 173V172H87ZM98 173L96 174V175H98ZM117 173V172H116ZM124 173V172H123ZM201 173L203 174V179H202V181L201 180H199V177H197V175H200V177H202L201 176ZM0 174H1V172H0ZM3 174V173H2ZM81 174V173H80ZM80 174H79V176H80ZM90 174H92V173H90ZM105 174H106V172H105ZM112 174V173H111ZM118 174H120V173H118ZM122 174V173H121ZM51 174H46V173H44V174H41V176H40V178H38L37 177V174L36 175H34V176H36L35 177V179L33 180V181H31V180H28V178L27 179H25V180H23V179H21L23 182H20V180H18L19 181V184H20V186H21V188L25 191V192H29L31 189H36V186L39 188V185H43V184H45L44 183V180H46V184L45 185H43L42 187H44L43 188V191H44V193L46 192L47 193V191H49V193H50V188L53 186V188H56L57 189V192H55V191H53L52 189V191L53 192H55V193H58V191L60 192V190L61 189H59L58 188V186H61V185H59L60 183H59V181H57V179H54V177H52V178H49V176H50ZM74 175V174H73ZM93 175V174H92ZM100 175H102V174H100ZM107 175V174H106ZM117 174H115V176H116ZM229 175H231V176H239V178L241 179V181H240V179H239V182L238 181H235V180H237V179H234V180H232V182L234 181V184H236L235 186V188H232V186L233 185H231V188H230V186L228 185V182L227 183H225L226 182V179H228V177L227 176H229ZM14 176V175H13ZM33 176V177H34ZM53 176V175H52ZM55 176V175H54ZM75 176H76V174H75ZM108 176H110V175H108ZM114 176V177H115ZM163 176H166L165 178H166V180L165 181H163V183L161 184V182H162V177ZM222 176H225V179H220ZM15 177V176H14ZM13 177V178H14ZM30 177V176H29ZM51 177V176H50ZM78 177V176H77ZM77 177H74L75 179L77 178ZM92 177V176H91ZM97 177V176H96ZM113 179H114V177H113V174H112V176H111ZM127 177H128V175H127ZM232 177V178H233ZM32 178V177H31ZM65 178V177H64ZM79 178V177H78ZM90 178V177H89ZM88 178V179H89ZM95 178V177H94ZM99 178V177H98ZM188 178V179H189ZM231 178V179H232ZM19 179H20V177H19ZM67 179V178H66ZM122 179V178H121ZM218 179V180H217ZM230 179V180H231ZM8 180V179H7ZM71 180V179H70ZM90 180H91V178H90ZM97 180H99V179H97ZM124 180V179H123ZM123 180H122V182H123ZM183 180H185V179H183ZM10 181H11V179H10ZM17 181V182H18ZM77 181V180H76ZM84 181V180H83ZM117 181H119V180H117ZM186 181V180H185ZM185 181H182V182H185ZM67 182V181H66ZM111 182V181H110ZM122 182H121V184H122ZM141 182V183H140ZM189 182V181H188ZM232 182H231V184H232ZM11 183H13V182H11ZM82 183V182H81ZM124 183H125V181H124ZM8 184H10V183H8ZM91 184V183H90ZM94 184V183H93ZM104 184V183H103ZM115 184V183H114ZM120 184V183H119ZM118 184V185H119ZM140 184V185H139ZM146 184H149V186H147ZM11 185V184H10ZM73 185V184H72ZM79 185H80V183H79ZM82 185V184H81ZM85 185V184H84ZM92 185V184H91ZM96 185V184H95ZM178 185V184H177ZM183 185V184H182ZM188 185V186H189ZM259 185V184H258ZM8 186V185H7ZM69 186H70V184H69ZM75 186V185H74ZM77 186V185H76ZM88 186H90V185H88ZM98 186V185H97ZM187 185H185V187H186ZM41 187V186H40ZM65 187V186H64ZM66 187H68L67 185H66ZM79 188H82V187H80V186H78ZM115 187V186H114ZM120 187V186H119ZM261 187V186H260ZM262 187H264V185L262 186ZM4 188V190H2L3 192H1V193H4V191L6 192V193H4V195H5V197L4 198H6L7 200H5V199H3L4 201H9V200H13V201H11L12 203H13V205H14V203L16 202V203H21V201L23 200V201H25L24 199H25V197H26V195H25V197L24 196H20V195H18V194H16V192L15 193H13V191H12V193H8V191H7V188H5V187H2V189ZM73 188V187H72ZM86 188V187H85ZM123 188V187H122ZM121 188V189H122ZM130 188V189H131ZM189 188H191V187H189ZM249 188H247V192L246 193H249L251 190L249 189ZM55 189V190H56ZM64 188H62V190H63ZM69 189H71V188H69ZM77 189V188H76ZM75 189V190H76ZM83 189H84V187H83ZM88 189H89V187H88ZM94 189V188H93ZM93 189H91L92 191H91V196L89 197L90 199H87V200H89L88 202H87V204L88 205H85L86 207H88V208H85V206H84V208L86 209V211H89V212H86L85 214L86 215H83V216H88V218L90 219V218H92L93 219V221H94V226H97V227H100V231H97V232H99V233H101L100 234V236H101V238H103V240H106L107 238H109L108 236L109 235H111V231H102L103 229L102 228H106V226H107V224H108V220L109 219H107V221H106V219H103L104 217H106V215L104 214V210H102V209H99L96 205L94 206L93 204L95 203V201L96 200H98L97 198H99L98 196L99 195H101V193H98V192H96L95 190H93ZM107 189V188H106ZM112 189V188H111ZM117 189H119V188H117ZM116 189V190H117ZM134 189V190H133ZM148 189V190H147ZM156 189H158V188H156ZM170 189V188H169ZM235 189V190H234ZM14 190V189H13ZM39 190H40V188H39ZM68 190V189H67ZM120 190V189H119ZM119 190H118V193H119ZM164 190H166V189H164ZM33 191V190H32ZM36 191V190H35ZM40 191H42V190H40ZM42 191V192H43ZM78 191V190H77ZM156 191V190H155ZM160 191V190H159ZM162 191H163V189H162ZM34 192V191H33ZM72 192V191H71ZM87 192H89L88 190H87ZM103 192V191H102ZM108 193H109V190L107 191ZM163 192H165V191H163ZM179 192L181 193V194H179ZM254 192V191H253ZM21 193V192H20ZM43 193V194H44ZM48 193V194H49ZM76 193V192H75ZM86 193V192H85ZM83 191H81L80 189H79V192H78V194L77 195H75V196H77V197H74V196H72V197H74V199L75 198H77V200L74 202V203H72L73 201V199H71V201L70 202H68V205L69 204H74V205H77V204H79L78 203V201H81V200H79L80 198H82L81 196L83 195V194H85ZM145 193V192H144ZM167 193V192H166ZM192 193H193V191H192ZM241 193V192H240ZM244 193V192H243ZM251 193V192H250ZM40 194H41V192H40ZM53 194V193H52ZM63 194V193H62ZM70 194V193H69ZM72 195H73V193H71ZM107 194V193H106ZM109 194H112V193H109ZM132 194V193H131ZM131 194H129V195H131ZM149 194V193H148ZM147 194V195H148ZM24 195V194H23ZM30 195V194H29ZM38 195V194H37ZM42 195V194H41ZM40 195V196H41ZM50 195V194H49ZM61 195V194H60ZM64 195H66V193L64 194ZM63 195V197H64V199H65V197L66 196H64ZM88 195V194H87ZM128 195V194H127ZM150 195V194H149ZM190 195H191V192H190ZM195 195V194H194ZM239 195V196H238ZM251 195V194H250ZM258 195V194H257ZM32 196V195H31ZM47 196V195H46ZM68 196H70V195H68ZM102 196V195H101ZM112 196V195H111ZM118 196V195H117ZM125 196V195H124ZM193 195H191L190 197H192ZM27 197H28V195H27ZM38 197V196H37ZM33 198V199H31L30 200V198H32V197H29V200L31 201V203L30 202H28V203H30V204H32V205H34L33 203H37L39 200H42V198ZM45 197V196H44ZM53 197V196H52ZM62 197V198H63ZM195 197V196H194ZM70 198V197H69ZM86 198V197H85ZM84 198V199H85ZM118 198V197H117ZM126 198V197H125ZM126 199V200H129V199ZM156 198V199H157ZM256 198V197H255ZM49 199V198H48ZM184 199V198H183ZM189 199V198H188ZM196 199V198H195ZM43 200H47V197L46 198H44ZM66 200V199H65ZM64 200V201H65ZM68 200H70V199H68ZM129 200V201H130ZM194 200V199H193ZM48 201V200H47ZM51 201V200H50ZM125 201V200H124ZM180 201V200H179ZM178 201V202H179ZM189 201V200H188ZM191 201V200H190ZM26 202V201H25ZM21 203L15 210H14V212H13V214H11L10 216H9V219H7V221L9 220V222H11V220H12V223H15V221L17 220H14V218H15V216H20V217H17L18 218V221L19 222H17V224L16 225H20L19 227H21L22 226V223L21 224H19L20 222H22V221H24V219H27L26 218V214L27 215H30L29 213L31 212L30 211V209L29 208H27V207H29V206H27V204L26 203ZM43 202V201H42ZM49 202V201H48ZM52 202L57 206V207H61V205H62V208H63V205H65V203L64 202H61V200H58V199H55L54 197L52 198ZM61 202V203H60ZM103 202V201H102ZM177 202V203H178ZM245 202V201H244ZM8 203V202H7ZM15 203V204H16ZM47 203V202H46ZM50 203V205H51V202H49ZM48 203V204H49ZM52 203V204H53ZM6 204V203H5ZM4 203H3V205H5ZM9 204V203H8ZM17 204V205H18ZM26 204V205H25ZM30 204H28V205H30ZM82 204H83V202H82ZM84 204H85V202H84ZM112 204V203H111ZM179 204V203H178ZM181 204V203H180ZM187 203H185V205H186ZM3 205H0V208H1V206H3ZM40 205V203H37L36 204V206H35V208H36V210H37V206H39ZM45 204H43L42 206H44ZM27 206V207H26ZM31 206V205H30ZM66 206V205H65ZM72 207H73V205H71ZM83 206V205H82ZM100 206H101V204H100ZM183 206V205H182ZM193 206H197V208L196 207H193ZM32 208H34L33 206H31ZM78 207H79V205H78ZM108 207V206H107ZM127 207H128V205H127ZM127 207H125V208H127ZM187 207V206H186ZM34 208V209H35ZM45 208V207H44ZM67 208V207H66ZM104 208V207H103ZM179 208H180V206H179ZM182 208V207H181ZM183 208H185V207H183ZM80 209V208H79ZM88 209H90V210H92V211H90V210H88ZM106 209V208H105ZM128 209H129V207H128ZM130 209H132V208H130ZM175 209V208H174ZM178 209V208H177ZM6 210V209H5ZM13 210V209H12ZM46 210V209H45ZM60 210V209H59ZM71 210H72V208H71ZM70 210V211H71ZM74 210V209H73ZM98 211V215H93V211ZM151 210V211H152ZM181 210V209H180ZM185 210H186V208H185ZM10 211V210H9ZM120 211V210H119ZM175 211V210H174ZM37 212V211H36ZM42 212V211H41ZM47 212H48V210H47ZM65 212H66V210H65ZM72 212V211H71ZM123 214H124V211H121ZM132 212V211H131ZM33 213H35L34 211H33ZM44 213V212H43ZM95 213V212H94ZM109 213V212H108ZM112 213V212H111ZM167 213H169V214H167ZM177 213H181V212H177ZM182 213H181V216H183L182 215ZM202 213V212H201ZM32 214V213H31ZM38 214V213H37ZM52 214V213H51ZM67 214V213H66ZM71 214V213H70ZM84 214V213H83ZM199 214V213H198ZM203 214H205V213H203ZM209 214V213H208ZM7 215H9V214H7ZM48 215V214H47ZM50 215V214H49ZM63 215H65V214H63ZM197 215V214H196ZM201 215V214H200ZM1 216V215H0ZM54 216H55V214H54ZM62 216V215H61ZM99 216V217H98ZM179 216V215H178ZM35 217H36V215H35ZM53 217V216H52ZM59 217V216H58ZM67 217H69V216H67ZM66 217V218H67ZM98 217V219L96 220V218ZM100 217H102L100 220H99V218ZM137 217H140V218H138V220L137 221H133L132 219H136ZM3 218V217H2ZM34 218V217H33ZM61 218V217H60ZM87 218V219H88ZM115 218V217H114ZM143 218H145L144 220H143ZM151 218V217H150ZM153 218H154V216H153ZM180 218H183V217H180ZM184 218H186V217H184ZM190 218V217H189ZM192 218V217H191ZM195 218V217H194ZM54 219V218H53ZM57 219V218H56ZM68 219V218H67ZM66 219V220H67ZM71 219V218H70ZM81 219V218H80ZM83 219V218H82ZM88 219V220H89ZM125 219H126V217H125ZM162 219V220H163ZM179 218H177V220H178ZM196 219V218H195ZM57 220H59V219H57ZM148 220H151V219H148ZM175 220V221H174ZM183 220V219H182ZM191 220H193V219H190V221ZM198 220V219H197ZM200 220V219H199ZM14 221V222H13ZM49 221V220H48ZM54 221H55V219H54ZM117 221V220H116ZM129 221V220H128ZM154 221V220H153ZM157 221V220H156ZM156 221H154V222H156ZM190 221H188V223H190ZM253 221H254V223H253ZM47 222V221H46ZM51 222V221H50ZM72 222V221H71ZM70 222V223H71ZM80 222V221H79ZM82 222V221H81ZM161 222V221H160ZM159 222V225L161 224ZM179 222H181V225H183L182 224V221L181 220H179ZM8 223V222H7ZM6 223V224H7ZM25 223V222H24ZM32 223H35V222H32ZM45 223V222H44ZM76 223H78V222H76ZM93 223V222H92ZM127 223H129V222H127ZM187 223V224H188ZM4 224V223H3ZM14 224V225H15ZM28 224H30V223H28ZM55 224V223H54ZM85 224V223H84ZM124 224V223H123ZM151 224V223H150ZM155 224H157V223H155ZM154 224V225H155ZM192 224V223H191ZM195 224V223H194ZM197 224V223H196ZM195 224V225H196ZM13 225V226H14ZM15 225V226H16ZM34 225V224H33ZM52 225V224H51ZM62 225H64V224H62ZM82 224H77V226H79V228H82V226H81ZM153 225V226H154ZM177 225V224H176ZM178 225H180L179 223H178ZM185 225V224H184ZM194 225V226H195ZM12 226V227H13ZM15 226H14V228H15ZM26 226V225H25ZM31 226V225H30ZM30 226H26L28 229H31L30 228ZM45 226V225H44ZM55 226V225H54ZM57 226V225H56ZM156 226V225H155ZM165 227H166V225H164ZM171 226V225H170ZM175 226V225H174ZM186 226V225H185ZM188 226V225H187ZM4 227H6V226H4ZM34 227V226H33ZM108 227V226H107ZM156 227H158V225L156 226ZM164 227V228H165ZM173 227V226H172ZM178 227V226H177ZM7 228V227H6ZM18 228V227H17ZM16 228V229H17ZM40 228V227H39ZM57 228V227H56ZM69 228V227H68ZM89 228V227H88ZM93 228V227H92ZM113 228V227H112ZM118 228V227H117ZM124 228V227H123ZM155 228V227H154ZM159 228V227H158ZM187 228V227H186ZM199 228V227H198ZM16 229H14V230H16ZM20 229V228H19ZM27 229V230H28ZM76 229V228H75ZM74 229V230H75ZM119 229V228H118ZM180 229V228H179ZM180 229V230H181ZM188 229V228H187ZM202 229V228H201ZM1 230V229H0ZM6 230V229H5ZM5 230H3V232L5 231ZM40 230V229H39ZM44 230V229H43ZM70 230V229H69ZM77 230V229H76ZM78 230H80V229H78ZM85 230H87V229H85ZM89 230H91V229H89ZM109 230V229H108ZM113 230V229H112ZM130 230V229H129ZM169 230V229H168ZM171 230H173L172 228H171ZM2 231V230H1ZM10 231V230H9ZM11 231H12V228H11ZM10 231V232H11ZM25 231V230H24ZM44 231H46V229L44 230ZM50 231V230H49ZM53 231V230H52ZM138 231V230H137ZM140 231V230H139ZM158 231V232H157ZM178 231V230H177ZM18 232V231H17ZM26 233H27V231H25ZM39 232H42V231H39ZM75 232V231H74ZM90 232V231H89ZM88 232V233H89ZM119 231L117 230V231H115V232H113L114 234H112V237L113 236H116L115 234L116 233H118ZM123 232H124V230H123ZM126 232H127V228H126ZM129 232V231H128ZM172 232V231H171ZM6 233V232H5ZM29 233H31L30 231H29ZM76 233H78V232H76ZM80 233L81 232H79V236H80ZM98 233V234H99ZM125 233V232H124ZM132 233H134V231L132 232ZM135 233H136V231H135ZM191 233H195V236H194V238H192V239H189V238H187V237H184L185 236V234L186 235H188L189 236V234H191ZM204 233H201V234H204ZM4 233H2V235H3ZM10 234V233H9ZM85 234L86 233H84V235L83 236H85ZM139 234V233H138ZM138 234H135V236L137 237V239H138V241H139V238H138ZM146 233H143L141 236H144ZM177 234V235H176ZM204 234V235H205ZM206 234V235H207ZM5 235V234H4ZM7 235V234H6ZM11 235V234H10ZM35 236V238H32V241L34 240V239H36V241L38 240V238H41L40 236H39V233L38 232H32V234H31V236ZM77 235V234H76ZM134 235V234H133ZM203 235V236H204ZM9 236V235H8ZM17 236H19V234L17 233ZM78 236V235H77ZM95 236H96V234H95ZM95 236L93 237V235H92V237H90V238H92L91 240H84L82 243V245H84V247H86V246H88V245H91V244H94L93 243V241H96L97 239L95 238ZM100 236H96L97 238L98 237H100ZM210 236V235H209ZM6 237V236H5ZM14 237V236H13ZM20 237V236H19ZM28 237H30V236H28ZM123 237V234H121V233H119L118 234V236H117V238H120V240H122L121 238ZM131 237V236H130ZM140 237V236H139ZM201 237V236H200ZM1 238V237H0ZM47 238L48 237H46L44 240H46L47 241ZM68 238V237H67ZM76 238V237H75ZM132 238V237H131ZM130 238V239H131ZM134 238L135 237H133L131 240H133L131 243H132V246H134L135 247V243H136V240H134ZM2 240H3V238H1ZM6 239V238H5ZM14 239V238H13ZM12 239V240H13ZM77 239V238H76ZM83 239H84V237H83ZM85 239H89V238H85ZM96 239V240H95ZM124 239V238H123ZM185 239V240H184ZM30 240V239H29ZM42 240V239H41ZM63 240V239H62ZM102 240V239H101ZM116 240V239H115ZM1 241V240H0ZM13 241H15V240H13ZM31 241V242H32ZM51 241V240H50ZM109 240L107 239V242H108ZM179 241H180V243H179ZM4 242V241H3ZM18 242V241H17ZM33 242H35V241H33ZM42 242H44V241H42ZM52 242V241H51ZM70 242H72V241H70ZM104 242V241H103ZM111 242V241H110ZM116 242V241H115ZM124 242V241H123ZM122 242V243H123ZM187 242V243H188ZM5 243V242H4ZM4 243H2V244H4ZM14 243V242H13ZM12 243V244H13ZM48 243V242H47ZM59 243V242H58ZM183 243V247H184V245H186V244H184ZM10 244V243H9ZM12 244H10V245H12ZM17 244V243H16ZM24 244V243H23ZM62 244V243H61ZM65 244V243H64ZM64 244L61 246V248H60V250H62V252L60 251L59 253L57 252L56 253V255L54 256V258H53V263L54 264H66V262H69V261H71V259L73 260V259H75V260H77L78 261V263L80 262V263H82V262H85V261H83V259L85 258V257H83V259L81 258V257H79V256H77V255H74L73 253H71V250H70V248L68 249V250H70V255H69V253H68V250H67V246L65 247L64 246ZM67 244H69V243H67ZM76 243H74V245H75ZM81 244V243H80ZM85 244H87L86 246H85ZM126 244V243H125ZM152 244V245H151ZM153 244H155V246H157V248L156 249H154V251L152 252L151 250H149V246L151 245V246H154ZM38 245V244H37ZM40 245H42V243H40ZM66 245V244H65ZM79 245V244H78ZM13 246H15V247H11V248H9V250H10V253H13L14 251H17V253L19 252V248L18 247H16V245H13ZM20 246H22L21 244H20ZM19 246V247H20ZM35 246V245H34ZM75 246H77V245H75ZM92 246V245H91ZM94 246V245H93ZM102 246V245H101ZM129 246V245H128ZM1 247V246H0ZM5 247V246H4ZM3 247V248H4ZM8 246H6L5 247V249L7 248ZM23 247H24V245H23ZM35 247H37V246H35ZM42 247V246H41ZM48 247V246H47ZM73 247V246H72ZM143 247V248H144ZM181 247V246H180ZM182 247V248H183ZM221 247H226V249L224 250L225 252L224 253H222V254H219V252H220V248ZM3 248H1V249H3ZM21 248V247H20ZM46 248V247H45ZM44 248V249H45ZM77 249H78V247H76ZM118 248V247H117ZM140 248V247H139ZM139 248H137V247H135V249H137V251H136V253L137 252H143L142 250H140ZM143 248H141V249H143ZM5 249H3V251L5 250ZM43 249V250H44ZM47 249V248H46ZM74 249H75V247H74ZM77 249H75V250H77ZM88 249V248H87ZM95 249V248H94ZM104 249V248H103ZM113 249V248H112ZM119 249V248H118ZM131 249V248H130ZM150 249H152V248H150ZM178 249V248H177ZM29 250V249H28ZM34 250H36V248L34 249ZM58 250V249H57ZM90 250V249H89ZM246 250V251H245ZM248 250H253L252 252H253V254L254 255H252L253 257L254 256H256L255 258H253L251 255V257H252V259L250 258V256L249 255H247V253H248ZM255 250H257V252L255 251ZM7 251V250H6ZM38 251V250H37ZM86 251V250H85ZM99 251V250H98ZM97 251V252H98ZM111 251V250H110ZM116 251V250H115ZM114 251V252H115ZM176 251V250H175ZM179 251V250H178ZM181 251V250H180ZM197 251V250H196ZM245 251V252H244ZM255 251V252H254ZM51 252V251H50ZM74 252H76V251H74ZM84 251L82 250V253H83ZM87 252V251H86ZM94 252V251H93ZM108 252V251H107ZM119 252V251H118ZM127 252V251H126ZM135 252V251H134ZM223 252V251H222ZM36 253H38V252H36ZM48 253V252H47ZM99 253V252H98ZM125 253V252H124ZM128 253V252H127ZM207 253H208V255L210 256L209 257V259L208 260H206V258H205V255H207ZM76 254V253H75ZM113 254V253H112ZM122 254V253H121ZM131 254V253H130ZM173 254V255H172ZM248 254H251V253H248ZM3 255V254H2ZM79 255H80V253H79ZM94 255V254H93ZM136 255V254H135ZM139 255H141V254H139ZM139 255H138V257H139ZM262 255V254H261ZM23 256V255H22ZM84 256V255H83ZM88 256V255H87ZM114 256L116 257H114L115 259H117V260H120V259H118L119 258V256H120V254L118 253H116V254H114ZM134 258H135V256L134 255H132ZM137 256V255H136ZM11 257V256H10ZM50 257V256H49ZM48 257V258H49ZM95 258H96V255L94 256ZM100 257V256H99ZM18 259L20 258V255H19V257H17ZM31 258H33V256L31 257ZM31 258H29L28 259V261L31 259ZM47 258V259H48ZM101 258H102V260H101V262H104V264H105V260H106V255L105 254H102L101 255ZM108 259H109V257H107ZM132 258V257H131ZM133 258V259H134ZM163 258V259H164ZM205 258V259H204ZM260 259L262 258V257H259ZM1 259V258H0ZM3 259V258H2ZM86 259V258H85ZM92 259V258H91ZM99 259V258H98ZM133 259H131V260H133ZM158 259V258H157ZM162 259V258H161ZM160 259V260H161ZM162 259V260H163ZM257 260H258V258H256ZM49 260V259H48ZM74 260V261H75ZM135 260H137V259H135ZM154 260V261H153ZM14 261V260H13ZM16 261V260H15ZM36 261V260H35ZM77 261H76V263H77ZM122 261H123V259H122ZM129 261V260H128ZM166 261V260H165ZM261 261L264 263V261L261 259ZM31 262V261H30ZM52 262V261H51ZM72 262V261H71ZM136 262V261H135ZM134 262V260H133V264L135 263ZM157 262V261H156ZM162 262V261H161ZM161 262H157V263H155V264H158V263H161ZM261 262V263H262ZM33 263V262H32ZM70 263V262H69ZM68 263V264H69ZM115 263V262H114ZM120 263V262H119ZM152 263V264H153ZM166 263V262H165ZM164 262H162V264H165ZM31 264V263H30ZM39 264V263H38ZM124 264H125V262H124ZM127 264V263H126ZM129 264V263H128ZM137 264V263H136ZM194 264V263H193Z\"/></svg>",
  "mask_w": 264,
  "mask_h": 264
}]
</instances>
